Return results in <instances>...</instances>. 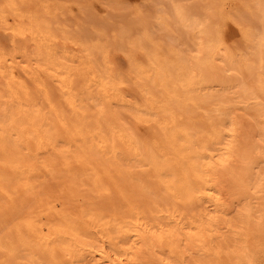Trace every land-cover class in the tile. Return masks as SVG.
Returning <instances> with one entry per match:
<instances>
[{"label": "bare ground", "instance_id": "obj_1", "mask_svg": "<svg viewBox=\"0 0 264 264\" xmlns=\"http://www.w3.org/2000/svg\"><path fill=\"white\" fill-rule=\"evenodd\" d=\"M3 1H5V0H3ZM8 1L10 2V0H8ZM8 1H7V4H9ZM14 1H17V0H14ZM27 1H29V0H27ZM33 1L30 2V3H33ZM38 1L40 2V0H38ZM41 1L43 2V0H41ZM75 1L79 2V0H75ZM81 1H83V0H80V3H81ZM149 1H151V0H149ZM166 1H168V0H166ZM166 1L164 0L163 3L166 4L168 9L165 10V11H163L161 9L162 13L163 12H167V14H168V10L170 9L169 6H168V3H169V5L171 4L172 10L171 9L170 10L173 13L169 12L170 15L168 17L169 19L172 20L171 23H174V24H172V28L171 29H174L177 32L176 36H178L181 33L180 37L184 36V38H180V39H183V40H181V41H183V44L181 46V43L179 42L178 44H180V46H181V47H179L178 44H177L178 41H176V39H178L179 36L175 39V42L171 43V38H173V37L175 38L176 36L172 37L171 34H173V33L170 34L171 37H169V39H170L169 44L170 43L172 45L175 44V47L177 45V47H179V48H178V51L176 50L175 55L172 53L174 56L172 57V59L170 61H168L169 63L164 60L167 64L163 63L164 61L163 62L159 61L157 58H155V56H153L152 52L155 51V50H152V52H150L152 54L151 60L154 63L153 67L151 65V67L153 69L152 70L153 74L151 73L152 74L151 76H153L152 79H154L157 82V84H159L161 86V89H163V93H165V95L162 97L158 93V91H156L158 93V95L160 96L159 98L161 99V97H162V99L158 100V96L155 95V96H157L156 97L157 100H155L154 99L155 97L151 98V97H153L151 95L150 97H148V98H151V99H149L150 100L149 103H150V106H152V108H158L156 110L157 113H159L158 110L163 113V114L161 113V117H165L166 118V115H169V119H167L168 121H164L163 120V121L157 122L156 120L159 119V117H160L159 114L160 113L159 114L156 113L157 114L156 117H158V118L155 117V121L159 124V126H160L159 128H161V131H159V132H162L161 133L162 134L161 137H162V140L164 141V143L156 144V142H154L152 140L153 142H151V143H155V144L152 147H150L151 145L148 146L149 144L146 145L145 143L140 142L141 140L140 141L137 140L138 137H137V139H136V137L134 138L133 137L134 133L132 132L133 133V135H132L131 132L129 131V129H127V128H129V126H127V128H126V126H124L123 123H121L119 121L118 117L115 116L114 112L111 111V109L114 108L111 104H110L111 107H113L111 109L110 108H105L106 106L103 107V106H101L99 104L101 100L99 101L97 96H96V94L98 92L101 93L102 97L104 98V100H106L105 103H107V102H108V104L109 103H113V102H114V104L115 103H119L120 105H122V109L123 108L125 109V107H123V106H127L128 103H129L128 105L131 104L130 102H128V103L126 102L127 98L124 95V92H122L121 91L122 89H119V87H118V82L119 81H117L116 80L117 78L114 76V74H112L109 71L110 69L108 71L103 69L104 72H102L103 70L100 68L101 66H98V68L101 69V72L97 73V71L94 72L92 70V68L91 69L89 68L87 70V73L86 72L85 73L88 75L87 77L90 80V83H92V85H93L94 89H92L91 91L93 92L95 90L96 92L97 91L98 92L96 94H92V92L90 90H89L90 91V93H89V92H86L88 90L85 89L86 93H83V94L80 93L81 96L79 95V92H77V91L74 92L73 89H75V88L71 87L70 83L72 81V78L70 77V74H71L72 70L68 69L67 73L65 72L66 69L64 70V74L67 75L66 77H62L61 75H59V73H57L58 75L54 73L56 76H60V77L59 78L58 77L54 78L55 77V75H54L51 78L59 79L61 81L66 78L65 80L67 81V82H65V85H64L65 86L64 87L65 88L64 89L65 93L62 91V93H64V96L62 95V97H64V101L63 102H65L66 109H68V114L64 112L65 114H67L66 115L67 117L66 118L64 117V119H66V120L63 121V123H62V125L64 126L63 127L64 128V132H65L64 135L62 134V136L63 137L65 136V138H66L67 145H65V147H67V149L64 148V149H66V152L65 151L64 152L67 155V156L65 155V158L66 157L68 158L67 162H69L70 166L67 165V166H69L68 171H67V175L65 173H63V171L61 172L64 175H66L67 179L65 178V176L63 174L60 173L61 176H64L63 178H65V180H63V182H61L60 179L62 177L61 178L58 177V179H55V182H59V183L61 182L62 184L58 183V185H56V183L54 181H52V180H54V178H56L55 176H56V174L58 172L54 171V173H56V174H54L52 172L53 171L52 170L53 165L46 164V163H48L46 161H45V163L42 164L41 163L42 160L41 161L38 160V161H40V163L39 162L38 163L40 165H43V168H44V170L46 172H48V173L52 172V173L49 174L50 176H51V174L52 175L54 174L55 176H53L54 178L51 177L52 179H50V177H47L48 175L45 176L46 178H48V180H50V182H49L48 180L45 179L50 185L47 184L46 182L42 183V182L45 181V180H43L44 177L42 179L43 180L42 182L36 181L34 179V176H33L35 174L34 173V168L35 167L33 166L34 163H31L32 162L31 159H30L31 155L29 157V154H30L29 153L28 157L26 155V158H25L24 154H26L28 152H27V150L24 152V150H22V149H19L20 151L21 150L23 151V153L21 151L19 157H17L19 159H16V157H15L16 161H12L11 162V165L13 167H12L10 173H8L6 176H4L0 172L1 173L0 174V197H2L1 199L3 200V205L6 206V208H8V210H6L7 212H5V213H7V216H5V215L4 216L8 217V215H9L11 218H13V221L16 220V216L19 217V219H17L18 221L14 222L15 225H14V223L12 225L10 222H7L8 225L13 227V228L9 229L10 226H9V228L7 226L8 232L11 233V235H13V237H11V235L10 236L8 235L9 233L7 232V230H4V231L7 232L8 234L5 235V233L3 232L4 235L3 234H2V236L0 235L1 236V238H0V251L5 254L4 255L5 256L4 259L1 260V262L3 261V264H15L14 261H17V263L23 262L22 264H24V263H26V264H146V262L144 263V261L142 260L143 259L142 258L143 257L142 254L140 255V253H142L141 252L142 248L146 249L145 246H147L149 248V250H151L152 248L150 249V245L154 247L155 240H157L158 242H162L163 238H165V237L173 236V238H174V235H176L177 233H178V235H180L179 232H181L182 235H183V238L181 237L182 238L181 242L183 240V244L185 246V251L184 250L183 251L186 253V251L189 248L191 249V247H192V248L195 249L196 254H197V257L195 256V258H193L192 257V253H190L192 258L190 260L187 258L189 260V261H187V264H229V263H233V264L235 263L236 264V263H240V262L241 263L246 262V264H251V263L255 262L254 259H256V258L253 257L254 254H252L251 251H250V248H249L250 245L248 243V241H249L248 239L253 237V235H256L254 233H256V231L258 230L259 225H263L264 224V166L263 167L260 166V164L262 162H264V158L262 157V154H259L258 152L255 151V148L252 146V141H251V139L249 137H246V136L242 135L241 124L238 121L232 120V118L228 114V112H229L228 108L227 109L226 108H220V107L216 108L215 106H218L216 104H213V106L215 105L214 109L211 108V110H205V111L203 110V114L206 115L205 123L208 122V126L206 127V128H208V130H206L204 128V130L207 131V132H204V130L200 129L201 131H203V133H205L203 135L201 133V131H199L203 136H201V134L199 135V132H198L199 129L197 127H195V128H197L198 130H196V129L194 130L193 129L194 127H192V128L186 127L189 124L186 125V126L183 125V126H185L183 128H177V127H174V126H177V124H176L177 121H176L175 122L176 125L175 124H174V126L172 125V121L174 120L173 119V116H174L173 114L174 113H177L178 111H180L179 113H180V115H182V114L186 113L185 111H187L188 109H190L192 107L191 106L190 108L188 107V109H186V108L180 107L181 105H183V104L184 105L185 104L188 105V103H191L192 105H194V107H192V110H193V108L195 110H197V111L193 110V112H191V114L188 113V111H187V113L184 115L187 118L188 116H186V115H190V117H191V115L195 114V112L202 113V111H198L201 108H199V109L197 108L196 109V107L204 106V104H203L204 102L203 101L207 99V98L205 99V97H204L205 95H201V93L203 94L204 92L197 93L195 95V91H196L195 87H197V88H199L201 90V87L195 86V85L196 84L198 85V83H202V81H201L202 79H206L205 78L206 75H204L206 70L203 71L204 72L203 74L202 73L201 74L198 73L197 70L195 71L194 68H193L194 61H197L198 64H200V66L202 64V67L205 66V69H208L209 71H211L213 74L216 75L214 77H216L217 79H220L222 81L223 80L222 78H224L223 74L224 73L226 74V71L228 70L227 66H232L231 65L232 64V60H231L232 57H230V55L228 54L226 49H224V47L221 44L222 42H217L216 45L215 44L208 45V42H207L208 37L207 36L210 35L209 34L210 30L208 28H210L209 27L210 23H212V20L210 22V19L213 18V20H215V18H216V20H217L216 13H213L212 11H210L213 14H211V13L208 14V11H207L206 12L207 14L205 15L207 17V20H206L207 22H204L203 20L200 19V15L198 16L199 19H198V17L196 18L194 16L193 17L192 16L188 17L187 13L185 11V6L183 7V5H182V7L184 8V11H185L184 12L183 9L180 8L181 5H180V7L177 6L178 3L172 2L171 0H169L168 3ZM252 1H254V0H252ZM67 2H72V0L71 1L67 0ZM115 2H117V1H115ZM152 2H153V0H152ZM247 2H248V5L251 4V6H252L253 2L250 1L251 2L250 3L249 0H247ZM257 2L258 1H256L253 4V8H254V10L256 9V11H258V13L260 14L258 18H260L261 21L258 22V23L261 26L262 25L261 22L264 23V4H263V0H261V2H260V0H259L258 3ZM5 3H6V1H5ZM64 3L66 4V2H64ZM80 3L79 4L77 3L78 4V8L80 6ZM120 3L119 4L116 3L115 5H112L113 3H109V7H111L110 4L112 5L113 9H114V6H116V8H117L118 5H120L122 7H124L123 5H125V6L127 5V4H123L122 5ZM159 3H161V2H159ZM159 3H157V5L155 4L156 8H158V4ZM43 4H45V3H43ZM67 4H69V3H67ZM73 4H74V1H73ZM102 4H107V3L103 2ZM135 4L136 3H134V5ZM12 5H13V3H12ZM57 5L62 6V3L61 4H56V6ZM248 5L245 4V5H243L244 7H242V8L244 10L247 9L248 11H250L249 10L250 7ZM16 6H18L17 2H16ZM26 6H28V5H26ZM46 6H48V4H46ZM51 6H53V5H51ZM74 6H75V4H74ZM44 7H45V5H44ZM44 7H43V9H44ZM131 7H133V6H131ZM148 7H150V9H151L152 7H155V6H150L149 5ZM148 7H147V11H148ZM167 7L164 8L163 4H162V6L159 7V8L166 9ZM210 7H211V5H210ZM9 8H11V7H9ZM54 8L56 9L58 7H54ZM112 8H110V9H112ZM140 8L141 7H139V9ZM215 8L217 9V6ZM215 8H214V10L216 11ZM253 8H250L251 9L250 12H252ZM5 9H6V11H8V9L6 7H5ZM13 9L15 11V7ZM58 9H59V12H60V9L62 10V8H58ZM86 9H87V7H86ZM89 9L90 8H88L87 10H89ZM122 9H123V11L124 10L126 11L127 9L129 10V7L127 9H126V7L121 8V10ZM2 10H1V12H2ZM81 10H83V14L86 12V11L84 12V8H81L80 11ZM92 10H94V9L92 8ZM92 10H89V12L92 11ZM107 10H106V12H107ZM142 10L140 9V11H142ZM3 11L6 13L5 10H3ZM12 11H9L7 13L8 14L9 13H11V14L14 13ZM52 11L54 12V9ZM52 11H51V13H52ZM65 11H66V9H65ZM65 11L62 10L61 12L65 13ZM125 11H124V14H126L128 16L127 13H129V11L128 12L127 11L125 12ZM219 11L220 12H218V13L220 14V16L223 17V19H226V18L228 19L229 18V16H225L224 14H222V13H224L223 12L224 8H219ZM89 12H86V14H87V16H90L89 17L90 19H92L91 22L88 21V18L86 16V14L85 15H80V13L78 12V9H77V15L82 16L81 22L85 23V25L86 24H90L89 25V29H88V27H87V29L91 30V29H93L92 28V23L93 24H97V22H99V21H97L98 18L94 17L95 13L93 14L94 15L93 16V15H91L93 12H90V13ZM117 12H118V14L120 12L119 15H123V13L121 14L120 10H117ZM131 12H132V10H131ZM149 12L152 13L151 11H149ZM18 13L19 12L16 11V16L19 15ZM44 13L45 12H43V15L46 16V17H44L41 14L40 16L41 17L43 16V17L42 18L38 17V19L40 18L39 20H44L45 21V18L47 19V17H48L50 12L48 14H46V15ZM54 13H52V14L54 15ZM56 13H55V15H57ZM74 13H76V12H74ZM112 13H113V16L116 15L115 18H117V20H119V18L117 17V13L115 15H114V11H112ZM159 13H161V11H159ZM2 14H3V12H2ZM11 14H10V16H11ZM63 14L60 13L59 17L63 16ZM195 14H193V15H195ZM254 14H255V12H254ZM254 14L252 15V17L257 16V14L256 15H254ZM68 15L70 16L71 14H68ZM111 15L112 14H110V16H108V14H106L107 17H111ZM156 15H154V16L157 17ZM207 15H211L210 19H209V16H207ZM249 15H251V14L249 13ZM16 16H11V17H13V18L15 17L16 18ZM29 16H31V17H29ZM29 16L27 17V16L23 15V17H25L26 20H28V22L31 21L30 23H32V26L29 23L30 27H33L31 29V31H32L31 37L32 36L33 37H40V35H41L40 32H42V33L44 32V34L47 33L48 35L51 34L52 37H55V38L58 37V35L57 36H53V34H55V31H54V29L52 31V29H51L52 27L50 28V30L52 31V33L54 32L53 34L51 33V31L49 32V30H48V32L50 34L47 31H44V29H45L44 28V23H43V27L41 26V28L43 30H40V28H39L40 26L39 25L42 24V22L39 21V20L36 21V17L35 16L33 17L31 14ZM36 16H38V15H36ZM92 16L94 17V20H93ZM103 16H102V19L105 20L104 17H106V16H104V17ZM129 16H132V15H129ZM139 16L137 17L138 18V20H137V18L135 17V14H134V17L136 18L137 21H139ZM19 17L21 18V16H19ZM57 17H55V18H57ZM76 17L77 16H75V18ZM83 17L85 18L84 19L85 22L83 20ZM143 17L140 16V19H142ZM55 18L53 17V20ZM64 18H66V17L64 16ZM71 18H74V17L71 16ZM86 18H87V20H86ZM122 18H123L122 20H121V18L119 20V21H122L121 23H119V24H121L120 26L124 25V23H123L124 16H122ZM152 18H154V17H152ZM246 18L248 20V15L246 16ZM5 19H7V18L5 17ZM51 19H52V17H51ZM77 19L78 18H76V21H77ZM79 19H80V17H79ZM95 19H96V23H94ZM102 19H100V20H102ZM111 19H112V21H116V19H114V18H111ZM128 19H127V22H129ZM203 19L205 20V17H203ZM237 19H235L236 22H239L240 19H238V20ZM17 20H18V18H17ZM17 20H16V23L18 24ZM64 20L62 22H64V24H65L66 21H64ZM68 20L69 19H67V21ZM133 20H134V22H136V20L134 18L130 19V21H132V23L129 22V25L127 26V29H128L129 26L131 25L130 26L131 28H129L130 29L129 31L134 29V28H132L133 26H138V27H135V29L140 28L142 30H143L144 27L145 28L147 27L145 25L147 24L148 20H147V22L145 20L146 23H144L143 20L141 21V23L143 22V25L145 24L143 26V28L140 26L141 24L137 25L136 24L137 22L135 23L136 25H134L133 24L134 23ZM156 20H158V19H156ZM159 20H160V18H159ZM162 20H164V19L162 18ZM162 20L160 22H162ZM242 20H243V18L241 19V21ZM244 20H245V16H244ZM247 20H245V22ZM7 21H8V19H7ZM19 21H20V19H19ZM57 21H59V19ZM86 21H88L90 23H88ZM241 21H240L241 25L242 24H246L248 22L247 24H249V25H247V26L250 28V24L251 23H249V21H247L246 23L244 21H242V22ZM13 22H14V20H13ZM39 22H41V23L39 24ZM45 22H47V20ZM50 22L51 21H50V18H49L48 23H50ZM55 22H56V20H55ZM55 22L53 21L52 23H55ZM72 22H73V20H72ZM108 22H110V21H108ZM153 22L155 23V21H153ZM164 22L167 23L168 21H164ZM21 23H23V22L21 21ZM48 23H45V26L48 27V29H49V27H50V25L52 23L50 25H48ZM58 23L56 25L54 24V26H56V29H59V27H60V26L58 27V25H60V23L59 24ZM99 23H102V22H99ZM166 23H165V26L168 27L169 25L167 26ZM169 23H170V20H169L168 24ZM23 24H21V25L19 24L20 27L23 25L21 28H24L27 25L25 23H23ZM29 24H28L27 28L29 27ZM103 24L105 26L104 22L102 23V26H103ZM108 24H110V23H108ZM119 24L114 23V25H119ZM150 24L151 23H149V25ZM70 25H71V23H70ZM70 25H66V27L64 29L71 28ZM73 25H74V27H72V29H76L75 27L77 26V24L76 25L73 24ZM85 25L83 24L84 27L82 26L84 29L82 27L80 28V26L78 28V29H80V32L82 34V35H80V33L77 32V34L80 35L79 39L81 38V36L83 37L85 34H87L89 32V31L88 32L86 31ZM111 25L113 26V24H111ZM111 25H108L105 28L103 26V28L101 27L102 29L99 26L98 27L95 26V27H97L98 32L101 31L102 34L105 36L107 34L106 30L109 27H112ZM162 25H164V24H162ZM173 25H174V28H173ZM212 25L213 24H211V28L214 27ZM0 26L6 27V23H4V25L3 24L1 25V23H0ZM10 26H11V24H10ZM51 26H53V25H51ZM54 26H53V28H54ZM67 26H69V27L67 28ZM125 26L126 25H124L122 29H124ZM159 26L162 27L161 25H159ZM159 26H158V28L155 27V26H151V27H153L152 28L153 31H151L150 29L149 30L152 32V34H151V32L147 31L148 30V28H147L146 32H147L148 36H152V38L154 39V37L156 35L155 34L154 37H153V34L155 33L154 31H158L159 32L160 30H162V32H163V33H160V34H163L161 37L166 36V35L168 36L169 33L166 32V30H163V29L159 30V28H160ZM7 27H9V25ZM17 27L20 28L19 26H17ZM30 27H29V29H30ZM95 27H94V29H95ZM248 27L243 29L245 34L249 33L248 32V29H249ZM251 27L252 28L254 27L253 23H252ZM263 27H264V24H263ZM27 28L25 29L26 31H27ZM145 28H144V30H145ZM5 29H9L10 30V27L9 28H5ZM16 29H14V30L16 31ZM62 29H63V27H62ZM64 29L62 31H64ZM113 29H115V28H113ZM135 29H134V31H136ZM59 30L57 31V33L59 32ZM254 30H255V32L256 31L257 32L254 33L253 32ZM254 30L253 31L251 30L250 32H252L251 34H254L256 37L258 36L255 41H257V40L261 41V39L259 38L260 37L259 34H257L259 28L257 30L256 29H254ZM10 31L13 32L12 30H10ZM26 31H24V32L27 33ZM120 31H121V35L123 36L124 34H122V32L124 33L125 31H122V30H120ZM134 31H133V33H134ZM164 31L166 32V35H165ZM3 32H5L4 29H3ZM16 32H18V31H16ZM105 32H106V34H105ZM114 32H115V30H114ZM131 32H129V33H131ZM136 32H135V35L137 36V34L139 32H137V34H136ZM259 32L261 33V31H259ZM262 32H263V35H264V31H262ZM6 33H7V30H6ZM129 33H126L127 34V38H128V34ZM27 34H25V35H27ZM29 34H31V33H29ZM38 34H40V35L38 36ZM62 34H64V32ZM116 34L118 36H121V35H119V29L117 30ZM139 34L141 35L142 33H139ZM175 34L176 33H174V35ZM75 35H76V32H75ZM87 35L90 36L91 34H87ZM87 35H85V38L87 37ZM93 35H95L94 36L95 38H98V34L97 33L96 34H92V36ZM64 36H66V35H64ZM69 36H70V34H69ZM92 36H90V37L93 38ZM148 36L145 37V34L143 35V37H145V38H148ZM123 37H120V38H123ZM64 38H67V37H64ZM91 38H90V40L91 41L93 40V42H94L95 39H91ZM106 38H107V40L104 39V41H108V36H106ZM139 38L141 39L140 36H139ZM139 38L137 37V40L139 42L135 39L136 42H138L137 43L138 45L140 43L142 45H144V44L146 45V43L151 44L148 41L149 38L148 39H144V40L148 41L146 43L144 41L142 43V39L140 41ZM254 38H252V41L250 42V44H252ZM263 38H264V36H263ZM58 39H59V37H58ZM79 39H78V41H79ZM101 39H103V38H101ZM109 39L111 40V38H109ZM130 39H131V37H130ZM38 40H39V38H38ZM50 40H52V38H50ZM63 40H61L62 43H64ZM72 40L71 41L69 40V41L72 42ZM90 40H89V37H88L87 41L90 42ZM127 40H129V39H127ZM162 40H164V39L161 38V41ZM165 40L168 41V38L165 39ZM172 40L174 41V39H172ZM246 40L248 41L247 38H246ZM249 40H251V39H249ZM34 41L32 43H35ZM80 41H82V43L86 42V41L84 42V38H83V40L81 39ZM113 41H111V42H113ZM247 41L245 43L249 44V41L248 42ZM55 42H59V40L58 41L55 40ZM114 42H113V45L116 43V42L115 43ZM151 42H152V40H151ZM32 43H29V45L32 44ZM79 43L77 44L76 47H78V45L81 46V44H79ZM99 43L100 42H98V44ZM259 43L263 44L264 41L263 42L261 41ZM26 44H27V42H26ZM93 44H90V45H93ZM106 44H108V43H106ZM119 44L120 43L118 42L117 43V47H118ZM127 44H129V43L127 42ZM127 44H125V46ZM161 44L163 46V42H161ZM71 45H73V44H71ZM145 45H144L143 48L146 47ZM238 45L240 47H242L240 44H238ZM45 46H46V44H45ZM50 46H53V45H49L48 47L50 48ZM110 46H111V43H110ZM110 46H107V47L109 48ZM129 46L131 47V45H129ZM133 46H136V43ZM162 46L160 48H162ZM236 46L237 45H234V47H236ZM245 46H247V45H245ZM22 47H25L27 49L26 45H24ZM35 47L36 48H35L34 51H36L38 48H40V47H37V46H35ZM73 47H74V45H73ZM96 47H98V49H96L98 51L100 49V47L97 46V45H96ZM141 47L142 46H140V48ZM231 47L229 46L230 49L233 48V47L232 48ZM91 48H94V46H92ZM110 48H112V47H110ZM118 48L116 49V52L121 50V49H125L126 47H122L121 48V46H120L121 49H119V50H118ZM133 48H135V47H133ZM143 48H142V50H143ZM152 48H154V46ZM253 48H255L254 45H253ZM51 49H53V48H51ZM57 49L54 48V51L57 50ZM79 49L82 50L83 47H82V49H81V47ZM138 49L139 48L137 47L136 51ZM148 49L149 48L147 47V50ZM156 49H159V48H156ZM162 49H160V50H162ZM248 49H251V47L248 48ZM42 50L45 51V47ZM89 50H88V52H89ZM94 50H95V48H94ZM101 50L103 51V49H101ZM127 50H128V48L125 49V52ZM144 50L147 51L146 49H144ZM8 51L11 52V50H8ZM27 51L28 50H26V52ZM29 51H31V50H29ZM29 51H28V53H29ZM34 51H33V53H35ZM46 51L48 52V50H46ZM83 51H84V49H83ZM104 51H106V48L104 49ZM139 51H140V49H139ZM149 51H150V49L148 50V52ZM252 51L253 52L250 53V54L247 53L248 56L245 54L247 56V59L251 58L252 54H254L255 57H256V53H254L253 49H252ZM10 52H8V53H10ZM26 52H25V54L27 56L28 53H26ZM36 52H38V51H36ZM67 52L64 55L68 56V53L70 51L68 53ZM93 52H91V55H92ZM122 52H124V51H122ZM133 52L134 51L132 50V53ZM229 52L232 53L233 50H232V52L231 51H229ZM8 53L5 54V55H8ZM33 53H32V55L30 57H32L34 55ZM49 53H51V52H49ZM54 53L56 54V52H54ZM85 53H87V52H85ZM165 53H166V51H165ZM30 54H28V56ZM61 54L63 56V51H61ZM73 54L76 55V53L74 52V53L69 55V58H65V56H63L64 58L62 57V59H67V61L72 62V58L70 59V56L71 55L73 56ZM88 54H90V53H88ZM141 54H142V52H141ZM157 54H158V52H157ZM160 54H162V53L160 52ZM167 54H169V53L167 52ZM236 54H237V52H236ZM23 55H24V52H23ZM23 55H21L19 57L22 58ZM35 55H36V53H35ZM85 55H87V54H85ZM101 55H102V53H101ZM108 55H110V54H108ZM119 55H120V51H119ZM127 55H128V51H127ZM26 56H24V60H25V58H27ZM38 56H40V53L38 54ZM56 56H57V54H56ZM82 56H83V54H82ZM165 56H168V55H165ZM235 56H233V57H235ZM258 56L259 55L257 54L256 58L258 59V61L257 60L256 61H257V63H259L258 64L259 67H257L258 70H259V68L261 66L260 64H261V61H262L261 59L262 58L259 60ZM30 57L27 58L28 61H29V59H32ZM52 57H53V55H52ZM90 57H92V56H90ZM93 57H96V56H93ZM99 57L102 59L101 56H99ZM103 57H105V56H103ZM106 57L108 58V56H106ZM125 57H127V56H125ZM140 57H142V56L140 55ZM17 58H16V60L20 59V58H18V59ZM42 58H43V56H42ZM60 58H61V55H60ZM97 58H98V55H97ZM97 58H93V60L96 59L98 61L99 58L98 59ZM105 58H103V59H105ZM111 58H112V56H111ZM149 58L150 57H148V59ZM162 58H164V57H162ZM3 59H4V57H3ZM75 59H77L76 56H75ZM75 59H73V60H75ZM120 59H122L120 61L124 62L123 58H120ZM243 59L246 61L245 57ZM243 59H242V61H243ZM90 60L91 59L89 58V62H91ZM132 60L134 61L133 58H132ZM167 60H169V59L167 58ZM227 60H229L231 62H228ZM28 61H25V64H26V62L28 63ZM30 61H32V60H30ZM52 61H53L52 63H54V60H52ZM56 61H58L60 64H61V62L63 63V61H60L58 59ZM87 61H88V59L86 60V62ZM100 61H103V60H100ZM149 61L150 60H148V62ZM86 62H84V64ZM89 62H87V63H89ZM117 62H119V61H117ZM6 63L8 64L7 61H6ZM52 63H50V64H52ZM65 63H66V65L68 64L66 61H65ZM95 63H96V61H95ZM110 63H112V62L110 61ZM234 63H235V60H234ZM236 63H238V62H236ZM17 64L19 66L21 65L22 67L25 65V64L23 65V62L22 63L20 62V63H17ZM36 64H38V63H36ZM43 64H45V66H47L46 64H48V62L47 63L44 62ZM54 64H53V66L56 67L57 63H56V65H54ZM76 64L77 63H75V65ZM81 64H83L82 61H81ZM247 64H249V62H247ZM247 64L245 63L244 65L248 66ZM32 65H35V64L33 63ZM32 65H30V66H32ZM41 65L42 64H39V66H40L39 68H41ZM61 65L63 66V64H61ZM68 65H70V64H68ZM72 65H71V67H73ZM77 65H79V64H77ZM90 65L91 64L89 63V66ZM106 65H108V64H106ZM127 65H129V64H127ZM45 66L43 65L42 68H44ZM57 66H59V65H57ZM140 66H137V67L135 66L137 68L138 72H140L139 70H141ZM194 66H197V65H194ZM200 66L198 65L199 68H200ZM235 66H237L238 70L242 71L241 70L242 67L240 65H234L233 66L234 69H235ZM22 67H20V68H22ZM49 67L51 69L52 66H49ZM113 67H115V68L119 67L120 68V65L117 66V67L115 65H113ZM135 67H134V69H135ZM60 68H64V66L60 67ZM74 68H75V66L73 67V70H74ZM102 68H105V66L102 67ZM111 68H112V66H111ZM247 68H249V67H247ZM263 68H264V66L261 67V70ZM9 69H8V71H9ZM28 69H30V68H28ZM59 69H58V71H60ZM142 69H143V67H142ZM201 69L202 68H200V71H201ZM243 69L244 70L242 72H244L243 74H245V75H246V72H248V71L252 72L250 70V68L248 69V71L245 70L246 67L243 68ZM252 69L255 71V68H252ZM45 70H46V68H45ZM125 70H127V69H125ZM128 70L130 71L131 69H128ZM50 71L51 70H49V73H50ZM55 71H57V70H55ZM3 72L4 71H2V73ZM51 73H53V71ZM60 73H61V71H60ZM125 73H126V71H125ZM23 74H25V72ZM117 74H119V73L117 72ZM145 74H146V72H145ZM205 74H207V72ZM208 74H209V72H208ZM21 75H19V76H21ZM139 75H141V74H139ZM142 75L143 76H147L148 74L147 75L142 74ZM202 75H204V78H202ZM1 76H0V78L2 80L3 75L1 74ZM4 76L6 77V75H4ZM7 76H9V75H7ZM77 77H75V78H77ZM81 77H82V75H81ZM81 77H79V78H81ZM87 77H86V79H87ZM120 77L121 76H119L118 79ZM214 77L212 78L213 81H214ZM137 78H139V77H137ZM208 78H209V80H212V79H210V76ZM226 78L227 77H225V80H223V81H226ZM24 79H27V78H24ZM121 79H122V77H121ZM123 79H125V78H123ZM29 80H30V77H29ZM129 80L131 82L133 81L132 78H130ZM148 80H149V78H148ZM3 81L6 82L7 80L5 81V79L3 78L2 83H1V86H3V89H4L3 93H2L1 88H0V91L2 93V94L0 93V129H2L1 127L4 126V125L2 126V124H5V127H6L7 126L6 122L11 120L12 123L9 121V124H13V126H17V128H20L22 130L23 129H25V130L28 129L31 132L30 134H32L33 137H31V135H29V136L31 138H33V142L35 143V145H32L33 147L37 146L38 150H44V151L46 149L49 151V150H51V148L55 152L58 151L56 153L58 155H60V156L58 158V155L56 153H54V154L57 155V157L53 158L55 160H58V159H60V157L64 156L65 153L60 154V153H62L61 149H63L62 143H58V145L59 144L62 145V148L59 146V148H61L60 149L61 151L59 153V150H57L58 146L56 147V144L52 141L53 138L55 139V137L51 138V136H50L52 134V133H50V130L52 128L51 129L49 128L50 124L47 125V122H48L47 121V117H46L47 114L45 115V113L47 111L46 107H48V106H45V103H43L44 99L46 97L44 99H43V97L42 98L40 97L42 99V101H43L42 102V101H40L41 99L38 98L39 96L36 95L37 99L39 100L37 102L40 103V105H43V107L42 106L41 107L46 110L45 113L44 112L42 113L41 110L37 109V107H38L37 105H39V104H36L35 105L36 108H33L34 106L31 105V106H33V107H31V106H29L30 104H28V103H26V104H28V106H29L28 109L30 110V113L29 112L25 113V111L23 109H21L22 111H21V113H19L20 112L19 111L20 107L16 108L17 105H16V107H13L14 104L20 105L19 103H15L17 101H14V102L12 101V99H14L13 97L15 96L14 95L15 93H14V91H11V92L8 91V89L10 87L8 85H6L8 87V89H6V90H7L9 95L5 96L6 94L4 95V92H5V88L4 87H6V86H5V83L3 85ZM149 81H151V79ZM221 81H219L220 84L223 82V81L222 82ZM19 82H20V80H19ZM26 82H28V81H26ZM43 82L41 81L39 84L43 85ZM137 82L141 83V81H137ZM73 83H74V81H73ZM132 83H134V82H132ZM211 83L209 82L208 84L210 85ZM215 83L217 84V82H215ZM6 84H8V83H6ZM48 84H49V82H48ZM48 84H46V85H48ZM213 84H211V85H213ZM12 85L15 86L14 83ZM19 85L20 84L18 83V86ZM35 85L33 83L34 89L37 86H38V88L42 87V90L39 89L38 91H43V93L41 92V94L46 93L43 90V86L44 85L43 86H39L37 83ZM56 85L59 86V85H62V83H59V84H56ZM56 85H52V86H56ZM87 85H88V83H87ZM92 85H88V87L89 86L92 87ZM138 85H137V87H138ZM145 85H147V84H145ZM209 85L206 84V86H208V87H209ZM211 85H210V88H211ZM14 86H13L12 89L15 88ZM52 86H50V88ZM73 86H75V84ZM142 86H140V88ZM123 87H125V86H123ZM137 87H135V89H137ZM191 87H194L193 90H192ZM144 88H146V87H144ZM188 88L189 89L191 88V90L194 91V93H192L190 91L191 93L189 94V89ZM23 89H25V88L23 87ZM46 89H47V87H46ZM60 89L63 90V87L60 88ZM262 89H260V91H262ZM47 90H49V89H47ZM51 90H52V88H51ZM146 90L147 89H145V91ZM177 90H179V91H177ZM206 90H205V93L206 94L208 93L207 96H209V97L212 96L210 98L212 99V101L214 103L216 101V98H217L216 95L214 93L211 95L210 94L211 92H208L209 90L208 91H206ZM17 91H18V89H17ZM31 91H33V90H31ZM83 91H84V89H83ZM126 91H127V89H126ZM152 91L154 93L155 90H152ZM12 92L14 94H12ZM148 92H149V90H148ZM159 92H160V90H159ZM262 92L264 93V91H262ZM20 93L26 94L25 92H21V91L19 92V94ZM28 93L29 92L27 91V94ZM50 93H49V95L48 94L47 95L50 96V97L54 96L53 94H51L52 95L51 96ZM54 93H55V90H54ZM99 93H98V95H99ZM134 93H132V95ZM149 94H151V92ZM94 95H95V97H94ZM141 96H143V95H141ZM20 97H21V95H20ZM25 97H27V96H25ZM57 97H58L59 100H61L59 98V96H57ZM145 97H147V96H145ZM214 97H216V98H214ZM29 98H30V96H29ZM210 98L207 99V100L209 101ZM22 99H24V98H22ZM47 99L51 100V98H46L45 101ZM53 99L54 100H51V101H55L56 100L54 97H53ZM142 100L143 99H141V101ZM207 100L205 102L206 105H207V102H208ZM20 101H21V98H20ZM26 101H28V100H26ZM98 101H99V103H98ZM128 101H130V100H128ZM186 101H188V103H185ZM11 102H13V103L11 104ZM28 102H30V101H28ZM33 102H35V101H33ZM170 102H172V103H170ZM175 102L177 103V105H175L176 104ZM219 102H221V101H219ZM211 103L212 102L210 101V104ZM60 104H61V102H60ZM119 104H117L115 106H118ZM169 104H171V105L173 104L172 105L173 109L175 108L173 106H177L176 108H178V110L175 108L173 110L174 112H172L170 110L171 106H169ZM222 104H224V103H222ZM259 104H260V102H259ZM46 105H48V103ZM52 105L56 106L55 103H53ZM52 105H50V103H49V107H52ZM110 105H108V107ZM28 106H26V108ZM179 107L182 109V111L185 109V111H183L182 114H181L182 111L180 110ZM221 107H223V106H221ZM262 107L263 106H261L260 109L264 110ZM9 108H10V110H11V108H13V110L14 109L15 110L18 109L17 111L14 110L15 113H13V114L17 115L18 117L21 116L20 118L24 119L23 122H20L22 119H20V121H19V118L14 116L11 113L12 110L9 111ZM63 108L65 110L64 106H63ZM141 108H144V107H141ZM141 108H140V110L142 111ZM56 109H58V108L56 107ZM50 110H48V111H50ZM125 110H124V112H126V115H127V112H129L132 109L128 108L127 111H125ZM144 110H145V108H144ZM53 111H54V108H53ZM114 111L116 113H118L117 112L118 109H117V111L116 110H114ZM119 111H120L119 113H121V114H119V116H121L124 112H121V110H119ZM132 111H134L133 115L135 114V115H137L139 117L142 116V118H144V117H146V118L147 117H149V118L152 117L151 116L152 114H150V113L153 112V110H151V111L148 110L149 114H143V113L138 112L139 113V115H138V114H136V112L138 110H134L133 109ZM148 111H147V113H148ZM58 112L56 111L54 113H58ZM49 115H50V118L49 117L48 118L51 119V117H53V116H51V113H49ZM153 115L155 116V114H153ZM162 115H164V116H162ZM205 115H203V116H205ZM59 116L61 117V119L58 118V117L57 118L61 121L63 118H62L61 114ZM203 116H201V117H203ZM13 117H16V118H13ZM122 117H127V116L122 115ZM185 117H182L183 119L182 118L181 119L184 121ZM191 118H193V117H191ZM153 119H151V120H153ZM134 120L135 119L133 118L132 121H134ZM176 120H178V119H176ZM127 121H129V120H127ZM135 122H136V120H135ZM141 122H143V121H141ZM186 122H187V120H186ZM186 122H185V124H187ZM190 122H191V120H190ZM153 123L154 122H152L151 124H153ZM157 123H155V124H157ZM192 123H194V121H192ZM151 124H148V125L152 126ZM202 124H203V122H202ZM130 125H133V124H130ZM141 126H143V125H141ZM5 127H3V128H5ZM50 127H51V125H50ZM154 128H156V127H154ZM199 128H201V127L199 126ZM5 130H7V129H5ZM8 130H10V129H8ZM25 130H23V131H25ZM146 130H148V129H146ZM56 131H57V129L54 131L57 134ZM3 132H5V131H3ZM17 132H19V131L17 130ZM134 132H136V131H134ZM137 132H136V134H137ZM147 132L148 133L150 132L152 134L151 131H147ZM159 132H158V134H159L158 137H160V133ZM142 133H143V131L140 134H142ZM196 133H198V135L203 137V138L198 137V135ZM3 134L4 133H2L1 130H0V136H2V139H4L3 138L4 137ZM12 134H10L9 137H7L8 140L7 139L6 140L0 139V140H2L1 143H0V146H1V144H3L2 142H5L4 143V145H5L6 141H7V144H8L9 140L14 141L13 145L16 144V146H17L18 142H16L15 140H17V139L19 140V138L22 137V136L19 137L17 135L18 138L14 139V137L16 136L15 133H14L15 136L13 137V139H14L13 140L12 139ZM143 134L145 135V131H144ZM155 134H154V136H156ZM21 135H22V133H21ZM144 135H143V137H144ZM29 136H26V137H29ZM140 136H142V135H140ZM158 137H157V139H158ZM154 138L156 140V137H154ZM141 139L147 140V139H144V138H141ZM159 141L161 142V140H159ZM20 142H21V140H19L18 146L21 147V145H20L21 143ZM64 142H65V140H64ZM143 142H147V141H143ZM141 143H142V145H141ZM8 145H6V147ZM11 145H12V142H11ZM8 147H9L10 150L13 149L10 145ZM33 147H32V150H33ZM55 147L57 149H54ZM25 149H26V147H25ZM27 149H28V147H27ZM10 150H9V152H10ZM16 150H18V149L16 148ZM16 150L14 148L13 152H15ZM48 151H47V153H48ZM9 152H7V153H9ZM32 152L35 153L34 150ZM2 153H1V155L4 156V154H2ZM15 153H17V152H15ZM5 154H6V152H5ZM13 154L14 153H11L10 155L7 154V155L10 157V159H12L14 157ZM37 154H39V153H37ZM43 154H44V158H45L46 154L45 153H43ZM15 155H18V154H15ZM40 155H41V153H40ZM11 156H13V157L11 158ZM51 156L52 155H49V157H51ZM128 157H130V158H132V157L134 158L135 157V159L139 158V160L143 162L141 164L145 165V167L147 165V167H148L147 169L149 170L150 175L152 177H154L153 180L157 181L158 186H159L158 188H160V191L161 190L163 191V192L161 191L162 193L154 194L153 192H155V191L152 192V189L150 190L152 192L151 193V192L145 191L146 189L144 187L140 186L141 185V184H139L140 181L134 179L133 173L130 170V169H133L132 167H134V163L130 164L129 161H131V159L128 158ZM28 158H29V160L31 162L28 161ZM32 158H33V156H32ZM44 158H42V159H44ZM46 158L48 159V156ZM133 158H132V161H135V160H133ZM3 159H6V158H3ZM37 159H38V157H37ZM49 159H50V163H51V158H49ZM62 159H64V158L62 157ZM62 159H61V161L67 160V159H65V160H62ZM12 160H14V159H12ZM34 160H35V157H34ZM55 160L54 161L52 160V161L55 162ZM1 161L2 160L0 159V163H1ZM7 161H9V160H7ZM7 161L5 162V160H4V162L6 164L8 163ZM4 162H2V163H4ZM128 163L130 165H132V167H130V169L128 167L129 166ZM135 163H136L135 166H137V167L140 165V164L137 165V162H135ZM51 164H53V163H51ZM55 164H59V163H56V162L54 163V166H57ZM60 165L61 164H59V166ZM139 167L144 168L143 166H139ZM54 169H57V168H54ZM143 172H145V171H143ZM40 177H42V175H40ZM225 178H226V180H225ZM141 179L143 180V178H141ZM135 180L137 181V183L135 182ZM40 181H41V179H40ZM51 181L53 182V184H51ZM64 181H66V182L64 183ZM138 181H139V183H138ZM143 182H141V183L144 184ZM145 182H147V181H145ZM149 186H150V184H149ZM224 187L225 188L227 187V189H230L231 193H233L232 192V190H233L235 192V194H234L235 199L238 200V201L240 200L242 204L240 205L239 211L237 210L238 213L236 212L237 214H235L236 217L234 219L230 218V219H233V221H231V223H228L227 224L228 226L223 223L224 221H222V223L225 226H227V228L229 229L228 230L227 228H225L226 230H224V231L228 230V233H227V235L225 233L226 236L224 235L222 237L221 235L223 233L221 235H219L218 232H219L220 229H218V227H216L217 225H219V224L216 225V222H219V219L217 221V219L215 218L214 214L211 213V212L209 213V210H207V207H205L204 205L206 204L205 202H208L210 207L211 206L214 207L213 208V209H215L214 213H216L215 212L216 210L219 213L222 210L224 211V209L226 208V206H225L226 204L224 205V203L227 201V196H226V193H225L226 189H224ZM147 190H148V188H147ZM138 194H139V197L137 196ZM247 194L252 195L255 202H252V201L248 200L246 198ZM225 198H226V200H224ZM185 206H189V207L192 206L196 210L190 209V212H191V210H193V212L189 213V211L186 210ZM227 207H229V206H227ZM228 209H230V208H228ZM226 210L227 209H225V211ZM195 211H197V212H195ZM210 211L213 212V210H210ZM229 211L230 210H228V213H230ZM2 213L3 212L1 211V214ZM222 213L223 212H221L220 214H222ZM216 214H217V216H216L217 218H218V216L220 217V214H218V213H216ZM225 215H227V214L225 213ZM159 216H161L162 218H159ZM221 218L223 219L224 216H222ZM8 219H9V217H8ZM156 219L159 220V221H160V219H163V220H161V221H163V223L160 224L161 221L159 222ZM154 220L156 222H159V224L156 227V229L160 228L161 230L160 229L159 230L161 232L160 231L158 232V231H156L154 229L155 228L154 226L157 225V223L154 222ZM3 221H4V218H3ZM8 221H11V220H8ZM13 221H11V222H13ZM151 222L155 223V225L153 224L154 225L153 229L155 230V232L151 228L152 227V223ZM164 222H165V225L167 226V228L164 225ZM225 222H227L226 217H225ZM2 226L0 225V228ZM4 226L5 227L3 229H6V224H4ZM261 227H263V226H261ZM260 230H262V229H260ZM0 231H1V229H0ZM221 231H223V230H221ZM262 234H264V233H262ZM94 235H98L97 239L102 241L101 243H103V246L106 243L108 245V247L110 246L114 250H116V251L118 250V252L121 250L122 251L121 255H123V254L125 255V259H126L125 261H127V263L123 262L124 260L119 262V259H117L118 260L117 262L114 261L115 259L113 258V254L110 253V251H107L106 248H105L107 246L106 244H105L106 246H104V247L102 245L101 246H97L98 244H94L95 243L94 242L95 240H93V236ZM178 235H176V236H178ZM260 239H261L260 241H262V237L261 236H260ZM166 240H168V239H166ZM253 240H255V239H253ZM263 241H264V239H263ZM176 243H178V242H176ZM176 243H175V245H176ZM250 243H251V241H250ZM142 246H144V247H142ZM180 247L182 248V245H180ZM253 248H254V245H253ZM107 249H109V248H107ZM156 249H158V247ZM176 249L177 248H175V251H176ZM179 250L182 253L181 249H179ZM255 250H259V248L256 249V247H255ZM1 252H0V254H1ZM149 252H151V251H149ZM152 252H153V250H152ZM157 253L160 254V251L157 252ZM157 253H155L156 256H158ZM185 253H182V254L185 255ZM20 254H21V256H20ZM182 254H181V258L183 256ZM194 254H195V252H193V255ZM117 255H118V253H117ZM121 255H119V256H121ZM261 255L262 254H260V256ZM263 256H262V258H263ZM149 257H151V255ZM170 257H171V255H170ZM170 257H168V258H170ZM188 257H190V256H188ZM153 258H154V256H153ZM156 258H154V259H156ZM159 258H162V257H159ZM159 258H158V260H161ZM172 258L174 259L173 256H172ZM183 260L186 261V259L182 258V261ZM146 261H148V260H146ZM154 261H156V260H154ZM178 261H179V259H178ZM178 261H177V263L179 264L180 262H178ZM148 263L149 264L152 263V260H151V262H148ZM153 263L157 264L158 261L157 262H153ZM171 264H172V262H171ZM181 264H183V263H181ZM184 264H186V262Z\"/></svg>", "mask_w": 264, "mask_h": 264}, {"label": "rangeland", "instance_id": "obj_2", "mask_svg": "<svg viewBox=\"0 0 264 264\" xmlns=\"http://www.w3.org/2000/svg\"><path fill=\"white\" fill-rule=\"evenodd\" d=\"M1 2H0V9L2 10H5L6 11V9H5V7L8 9V11H6V13L2 10V12H3V14H2V12H1V10H0V13L2 14H0V23H1V25L3 24L4 25V23H6V27H4V26H0V76H1V74L3 75V78L5 79V81L6 82H4L3 81V85H4V83H5V86L6 85H8L10 88L8 89V87L6 86V87H4L5 88V92H4V95L5 96H7V95H9L8 94V92H7V90L6 89H8V91H14V93L12 92V94H14L15 96L13 97L14 99H12V101L14 102V101H17V102H15V103H19L20 105H18V104H14L13 105V107H16V105H17V107L16 108H18V107H20L19 108V113H21V109H23L24 111H25V113H30V110L28 109L29 108V106H31V105H33V106H31V107H33V108H36L35 107V105L36 104H39L40 105V103H38L37 101H39L38 99H37V97H36V95L37 96H39L38 98H42L43 97V99L46 97V98H51V100H54L53 99V97L56 99L55 101H51L50 99H47L46 101H45V99H44V102L42 101V99L40 100V101H42L43 103H45V106H48V107H46V110L45 109H43L42 107H43V105H37L38 107H37V109H39V110H41L42 111V113L44 112L45 113V111H46V113H45V115H46V117H47V125H51V127H50V125H49V128L51 129H53L54 131L57 129V134L52 130H50V133H52L50 136H51V138H53V137H55V139L53 138V142L56 144V147L58 148H54V149H57V150H59V153H60V151L62 152V153H60V154H63V153H65L66 152V149H67V147H65V145H67V143H66V138H65V136L63 137L62 136V134L64 135V126L62 125V123H63V121H65L66 119H64V117L66 118L67 116V114H68V109H66V106H65V102H63L64 101V97H62V95L64 96V85H65V82H67L65 79H63L62 81L61 80H59V79H53V78H51V77H53L55 74H57V73H59V75H61L62 77H66L67 75L66 74H64V70L66 69V73H67V70L68 69H70V70H72L71 71V74H70V77L72 78V81H71V87L72 88H75V89H73L74 90V92H79V95H80V93L81 94H83V93H86V92H89L90 93V91L92 90V89H94L93 88V85H92V83H90V80L88 79V75L86 74L87 73V70L90 68H92V70L94 71V72H96L97 71V73H99V72H101V69L103 70V69H105L106 71H108L109 69V71L112 73V74H114V76L117 78L116 80L117 81H119L118 82V87H119V89H122L121 91L122 92H124V95L126 96V98L128 99V100H130V101H128L127 99H126V102L128 103V102H130L131 104L130 105H128L127 104V106H123V107H125V109L123 108L122 109V105H120L119 103H115L114 104V102L113 103H109L108 104V102L107 103H105L106 102V100H104V98L102 97V94L101 93H99L98 91V93H99V95H98V93L94 90L93 92H92V94H96V96H97V98H98V100L100 101V103H99V101H98V103L101 105V106H103V107H105V108H113V109H111V111H113L114 112V114H115V116L116 117H118V119H119V121L121 122V123H123V125L124 126H126V128H127V126H129V128H127V129H129V131L131 132V134L133 135V133H134V135H133V137L135 138L136 137V139H137V137H138V139L137 140H141L140 142H142V143H145L146 145L147 144H149L148 146H150V147H152L155 143H151V142H156V144H162V143H164V141L162 140V132H159V131H161V128H159L160 126H159V124L157 123V122H160V121H168L167 119H169V115H166V118L165 117H161V111H159L158 110V112L160 113H157L156 112V110L158 109V108H152V106H150V100L149 99H151V98H154L155 100H157V96H158V100H161L162 99V97L165 95V93H163V89H161V86L159 85V84H157V82L154 80V79H152V77L153 76H151L152 74H153V72H152V67H153V65H154V63H153V61L151 60V56H152V54L150 53V52H152V50H155V51H153L152 53H153V56H155V58H157L159 61H161V62H163L164 60L166 61V62H168V61H170L171 59H172V57L175 55V53H176V50L178 51V48L179 47H181L182 46V44H183V41H181V40H183V39H180V38H184V36L182 37H180V34L178 35V36H176L177 35V32L174 30V29H171L172 28V24H174V23H171L172 22V20L171 19H169L168 17H169V12L171 13L172 11V6H171V4L169 5V3H168V1H166L167 3H168V6H169V8L171 9H169L168 10V14H167V12H163L162 13V10L163 11H165V10H167L168 9V7L166 6V4H164L163 3V1L164 0H153V2H152V0L151 1H149V0H83V1H81V3H80V0H79V2L78 1H75V0H72V2H67V0H43V2L40 0V2L38 1V0H29V1H27V0H17V1H12V0H10V2L8 1V0H5L6 1V3H5V1H3V0H0ZM7 1L9 2V4H7ZM33 1V3H30V2H32ZM66 2V4L64 3V2ZM69 1V0H68ZM71 1V0H70ZM73 1H74V4H75V6H74V4H73ZM115 1H117V2H115ZM119 1V2H118ZM127 3H126V2ZM141 1V2H140ZM144 1V2H143ZM172 2H175V3H178V5L177 6H179L180 7V5H181V7L180 8H182L183 9V11H184V6H185V11H186V13H187V16L188 17H190V16H194V17H198L199 15H200V19L201 20H203L204 22H207L206 20H207V17L205 16L207 13V11H208V14H213V13H216V17H217V20H216V18H215V20H213V18L212 19H210V16L211 15H207V16H209V19H210V22H211V20H212V23H210V28H211V24H213L212 26H214V27H212L211 29L210 28H208L210 31H209V36H207L208 37V40H207V42H208V45H212V44H217V42H222L221 44H222V46L224 47V49H226V51L228 52V54L230 55V57H232L231 58V60H232V66H227V71H226V74L224 73L223 74V77L224 78H222L223 80H225V77H227L226 78V81H221L220 79H217L216 77H214V76H216L215 74H213L211 71H209L208 69H205V66H203L202 67V64H201V66H200V64H198V62L197 61H194V64H193V68H194V70L196 71L197 70V72L198 73H204L203 71L204 70H206V72H207V74H205L204 73V75H206L205 76V78L206 79H202L201 81H202V83H198V85L196 84L195 86H199V87H201V90L199 89V88H197V87H195V89H196V91H195V95L197 94V93H201V92H204L203 94L201 93V95H205L204 97H205V99L207 98V99H209L210 97H212V96H207L208 95V93L206 94L205 93V90L206 91H208V92H211L210 94L212 95L213 93L216 95V97H214V98H216V103L214 102L213 103V101H212V99L210 98V100L208 101L207 99V105H206V100H204L202 103L204 104V106H201V107H196V109L198 108H201L200 110H198V111H202V113H198V112H195V114H192L191 115V117H193V118H191L190 117V115H186V116H188L187 118L184 116L186 113H187V111H188V113H190L191 114V112H193V110L194 111H197V110H195L194 108H193V110H192V107H194V105H192L191 103H188V101H186L185 103H188V105H181L180 107H182V108H186V109H188V107L190 108L191 106V108L190 109H188L187 111H185V109L183 110V111H185L186 113H184V114H182L183 113V111H182V109L180 108V110L182 111L181 112V114L182 115H180V111H178L177 113H174L173 115V121H172V125L174 126V124H175V122H176V124H177V126H174V127H177V128H183V127H185L186 125H188V126H186V127H190V128H192V127H194L193 129L195 130H198V132L199 131H201L200 129H202V130H204V128L206 129V130H208V128H206L207 126H208V122H206L205 123V121H206V119H205V117H206V115L205 114H203V110L205 111V110H211V108L212 109H214L215 107L216 108H218V107H220V108H228V114H229V116L232 118V120H234V121H238L240 124H241V131H242V135L243 136H246V137H249L250 139H251V141H252V146L255 148V151L256 152H258L259 154H262V157L264 158V110H262V109H260V107L261 106H263L262 108L264 109V93L262 92V91H264L263 89V87H264V68L261 70V67L262 66H264V43L263 44H260L259 42H263L264 41V38H263V32L262 31H264V27H263V24L264 23H262L261 22V26L259 25V23L258 22H260L261 21V19L260 18H258L259 17V13H258V11H256V9L254 10V8H253V4L256 2V1H258L259 2V0H254V1H252V0H249V2L251 1V2H253V4H252V6H251V2L249 3L250 5H248V2H247V0H171ZM3 2V3H2ZM16 2L18 3V6H16ZM35 2V3H34ZM58 2V3H57ZM87 2V3H86ZM101 2V3H100ZM103 2H105V3H107V4H102ZM121 2V3H120ZM159 3V2H161V3H159L158 4V8H156V5H157V3ZM257 2V3H258ZM260 2H261V0H260ZM12 3H13V5H12ZM21 3V4H20ZM26 3V4H25ZM43 3H45V4H43ZM54 3V4H53ZM61 4L62 3V6H60V5H57L56 6V4ZM67 3H69V4H67ZM80 3V6H79V8H78V4ZM109 3H113L112 5H115L116 3L117 4H127L126 6L125 5H123L124 7H126V9L129 7V10L127 9L126 11L128 12L129 11V13H127L128 14V16L129 15H132V16H127L126 14H124V11H123V9L121 10V8H124V7H122V6H120V5H118V7L116 8V6H114V9L112 8V5L110 4V6L111 7H109ZM132 3V4H131ZM134 3H136L135 5H134ZM145 3V4H144ZM148 5H147V4ZM151 3V4H150ZM215 3V4H214ZM4 4V5H3ZM7 4V5H6ZM11 4V5H10ZM20 4V5H19ZM46 4H48V6H46ZM82 4V5H81ZM156 4V5H155ZM162 4H163V7L165 8V7H167L166 9H164V8H159V7H161L162 6ZM245 4H247L250 8H253L252 9V12H250L251 11V9L249 8V10L250 11H248L247 9H243L242 7H244L243 5H245ZM261 4V3H260ZM263 4H264V0H263ZM26 5H28V6H26ZM31 5V6H30ZM44 5H45V7H44ZM51 5H53L54 7H58V8H62V10L63 11H65V9H66V11H65V15L61 12L62 10L60 9V12H59V9L58 8H54L53 6H51ZM65 7H64V6ZM85 7H84V6ZM130 5V6H129ZM138 5V6H137ZM155 6V7H152L151 9H150V7H148V6ZM165 5V6H164ZM182 5H183V7H182ZM208 7H207V6ZM210 5H211V7H210ZM214 5V6H213ZM21 6V7H20ZM30 6V7H29ZM131 6H133V7H131ZM217 6V9L215 8ZM9 7H11V8H9ZM15 7V11H14V8ZM43 7H44V9H43ZM53 7V8H52ZM86 7H87V9L88 8H90L89 10H92V8L94 9V10H92V11H90V12H93L91 15H93L94 13V17L95 18H98L97 19V21H99V22H104L105 23V26H104V24H103V26H104V28L106 27V26H108V25H111V24H113V28H115V29H113L112 27H109L106 31H107V34H106V32H105V36L102 34V32L100 31V32H98V29H97V27L99 26L100 28L102 27L103 28V26H102V23H99V22H97V24H93L92 23V28L93 29H91V30H88L89 29V25L90 24H86L85 25V23H83V22H81V18H82V16H79V15H77V9H78V12L80 13V15H85L86 14V12H89V10H87L86 9ZM135 7V8H134ZM139 7H141L140 9L142 10V11H140V9H139ZM147 7H148V11H147ZM213 7V8H212ZM20 8V9H19ZM49 8V9H48ZM81 8H84V14H83V10H81L80 11V9ZM108 10H107V9ZM110 8H112V9H110ZM210 10H209V9ZM214 8L216 9V11L214 10ZM219 8H224V13H222V14H224L225 16H229V18L227 19H223V17L222 16H220V14L218 13V12H220L219 11ZM13 11H12V10ZM54 9V12L57 14V15H55V13L52 11ZM86 9V10H85ZM120 10L121 11V14L123 13V15H119L120 14V12H119V14H118V12H117V10ZM162 9V10H161ZM194 9V10H193ZM197 9V10H196ZM19 10V11H18ZM72 10V11H71ZM106 10H107V12H106ZM110 10V11H109ZM131 10H132V12H131ZM145 10V11H144ZM156 10V11H155ZM161 11V13H159V11ZM9 11H12V12H14V13H7V12H9ZM16 11L17 12H19L18 14L19 15H17L16 16ZM51 11H52V13H54V15L51 13ZM109 11V12H108ZM112 11H114V15L117 13V17L119 18V20H120V18H121V20L123 19L122 18V16H124V20H123V23H124V25H126L125 27H124V29H122L123 28V26L124 25H122V26H120L121 24H119V23H121L122 21H119V20H117V18H115V16H113V13H112ZM125 11V12H126ZM149 11H151L152 13H150ZM184 11V12H185ZM199 11V12H198ZM210 11H212V12H210ZM43 12H45L44 14L46 15V14H48L49 12V15H48V17L50 18V23H48V21H49V18L47 17V19L45 18V21L47 20V22H45L44 20H39L40 18H42L44 15H43ZM59 12V13H58ZM74 12H76V13H74ZM82 12V13H81ZM89 12V13H90ZM108 14V16H110V14H112L111 15V17H107L106 16V14ZM139 12V13H138ZM145 12V13H144ZM247 12V13H246ZM254 12H255V14H254ZM257 12V13H256ZM24 13V14H23ZM60 13L61 14H63V16H61V17H59L60 16ZM71 14L70 16L68 15V14ZM78 13V14H79ZM158 13V14H157ZM173 13V12H172ZM197 15H196V14ZM249 13L251 14V15H249ZM10 14H11V16H16V18L14 17H11L10 16ZM22 14V15H21ZM32 15L33 17L35 16L36 17V21L37 20H39V21H41L42 22V24H40L41 22H39V28H40V30H43L42 28H41V26L43 27V23H44V31H47L48 32V30H49V32L51 31L50 30V28L52 29V31H53V29H54V31H55V34H53L52 33V31H51V33L53 34V36H57L58 35V37H59V39H58V37H52V35L50 36V35H48L47 33H45L44 34V32L42 33V32H40V34H38V36L40 35V37H31V35H32V31H31V29L33 28V27H30V24H31V26H32V23H30V22H28V20H26V18L25 17H23V15H25V16H29V15ZM43 15L42 17L40 16V15ZM76 14V15H75ZM97 14V15H96ZM134 14H135V17L137 18L140 14V16H144L142 19H140V16H139V21H137L138 20V18H137V20H136V18L134 17ZM157 14V15H156ZM161 14V15H160ZM193 14H195V15H193ZM219 14V15H218ZM248 15V20H247V18H246V16ZM256 15L257 14V16H255V17H252V15ZM36 15H38V16H36ZM53 15V16H52ZM74 15V16H73ZM106 16V17H104V16ZM151 15V16H150ZM153 15V16H152ZM154 15H156L157 17H155ZM160 15V16H159ZM166 15V16H165ZM243 15V16H242ZM19 16H21V18L19 17ZM59 18H58V17ZM64 16L67 18V19H69L68 21H67V19L66 18H64ZM71 16L72 17H74V18H71ZM75 16H77L76 18H78L79 19V17H80V19L78 20L77 19V21H76V18H75ZM86 16H87V14H86ZM85 16V17H86ZM92 16V17H93ZM102 16L105 18V20L104 19H102ZM126 16V17H125ZM147 16V17H146ZM150 16V17H149ZM213 16V15H212ZM244 16H245V20H247V21H249V23H251L250 24V28L247 26V25H249V24H247L246 22H245V20H244ZM5 17L8 19V21H7V19H5ZM29 17H31V16H29ZM38 17H40L39 19H38ZM44 17H46V16H44ZM51 17H52V19H51ZM53 17L55 18V17H57V18H55L54 20H53ZM90 16H87V18H88V21H92V19H90L89 18ZM94 17H93V20H94ZM131 17V18H130ZM152 17H154V18H152ZM173 17V16H172ZM202 17V18H201ZM203 17H205V20L203 19ZM215 17V16H214ZM231 17V18H230ZM239 17V18H238ZM257 17V18H256ZM17 18H18V20H17ZM25 18V19H24ZM65 20H64V19ZM87 18H86V20H87ZM111 18H114V19H116V21H112V19ZM129 18V19H128ZM135 19L136 20V22H134V20H133V24L134 25H140L142 28H143V26L145 25H143V22L141 23V21L143 20L144 21V23H146L147 22V20H148V22H147V24L145 25V26H147L146 28H145V30H144V28H143V30L142 29H140V28H138V29H135V27H138V26H133L132 28H134L137 32H139V33H142L141 35L138 33L137 34V32L136 31H134V29L133 30H131V31H129L130 29L129 28H131L130 26H129V28L127 29V26L129 25V22L130 23H132V21H130V19ZM158 19V20H156V19ZM159 18H160V20H159ZM162 18L164 19V20H162ZM170 20V23L168 24V22H169V20ZM240 19V21H241V19L243 18V20L242 21H244L246 24H242L241 25V23H240V21L239 22H236V20L235 19ZM252 18V19H251ZM12 19V20H11ZM19 19H20V21H19ZM28 19V18H27ZM59 19V21H57ZM85 18L83 17V20H84ZM90 19V20H89ZM100 19H102V20H100ZM109 19V20H108ZM127 19H128V21L129 22H127ZM166 19V20H165ZM173 19V18H172ZM198 19H199V17H198ZM232 19V20H231ZM237 19V20H238ZM251 19V20H250ZM5 20V21H4ZM13 20H14V22H13ZM16 20H17V22H18V24L16 23ZM55 20H56V22H55ZM66 21L65 22V24L66 25H70V23H71V25H70V27L71 28H68L69 26H67V28L68 29H64L65 27H66V25L64 24V22H62V21ZM72 20H73V22H72ZM145 20H146V22H145ZM162 20V22H160ZM10 21V22H9ZM21 21L23 22V23H25V24H27L26 25V27H24V28H21L24 24L23 23H21ZM25 21V22H24ZM55 22V23H52V22ZM82 23H80V22ZM88 21H86V22H88ZM108 21H110V22H108ZM151 21V22H150ZM153 21H155V23L153 22ZM164 21H168L167 23L166 22H164ZM209 21V20H208ZM215 21V22H214ZM217 21V22H216ZM241 21V22H242ZM254 21V22H253ZM60 23V25H58V27H59V29L61 28L62 29V27H63V29H64V31H62L61 29L59 30V29H56V26H54V24L56 25L57 23ZM68 22V23H67ZM84 22H85V20H84ZM90 22H88V23H90ZM126 22V23H125ZM164 22V23H163ZM174 22V21H173ZM236 22V23H235ZM243 22V23H244ZM30 23V24H29ZM45 23H48V25H50L51 23V25H53L54 26V28H53V26H51L50 25V27H49V29H48V27H46L45 26ZM58 23V24H59ZM77 24V26L75 27L76 29H72V27H74V25L73 24ZM94 23H96V19H95V22ZM108 23H110V24H108ZM114 23H117V24H119V25H114ZM136 23V24H135ZM139 23V24H138ZM149 23H151L150 25H149ZM158 25H157V24ZM165 23H166V25L168 26V27H166L165 26ZM252 23H253V28L251 27L252 26ZM10 24H11V26H10ZM16 24V25H15ZM21 24H23L21 27H20V25ZM28 24H29V27H30V29H29V27L27 28V26H28ZM83 24L85 25V29H86V31L88 32L87 34H91L90 36H92V34H98V38H95L94 36L95 35H93L92 37L93 38H91L89 35H87V34H85V35H87V37L85 38V35L82 37L81 36V38L79 39V36L80 35H82L81 34V32H80V29H78L79 28V26H80V28L83 26ZM162 24H164V25H162ZM9 25V27H10V30H12L13 32H11L9 29H5V28H9V27H7ZM47 25V24H46ZM159 25H161L162 27H160ZM246 25V26H245ZM17 26H19L20 28H18ZM95 26H97V27H95ZM119 26V27H118ZM139 26V27H140ZM151 26H155V27H157L158 28V26L160 27L159 28V30L160 29H163V30H166V32H168L167 34H168V36L166 35V32L164 31V33H165V35L167 36H163V37H161L163 34H160V33H163L162 32V30H160L159 32L158 31H154L155 33L153 34V37H154V35H155V37H154V39L152 38V36H148V34H147V32H146V29L148 28V32H151V31H153V27H151ZM2 27V28H1ZM4 27V28H3ZM14 27V28H13ZM84 27V26H83ZM82 27V28H83ZM87 27H88V29H87ZM94 27H95V29H94ZM246 27H248L249 29H248V32L249 33H247V34H245L244 33V31H243V29L244 28H246ZM12 28V29H11ZM17 28V29H16ZM27 28V31L25 30ZM47 28V29H46ZM101 28V29H102ZM119 29V35H121V31L120 30H122V31H125L126 33H129V32H131V33H129L128 34V38H127V34L124 32H122V34H126L124 37L121 35V36H118L117 34H116V32H117V30ZM156 28V29H157ZM173 28H174V25H173ZM259 28V30H258V33L257 34H259V38L261 39V41L259 40H257V41H255L256 39H257V37L254 35V34H251L252 32H250L251 30L253 31L254 29H258ZM262 28V29H261ZM3 29H4V31L5 32H3ZM14 29H16V31H18V32H16ZM29 29V30H28ZM71 29V30H70ZM84 29V28H83ZM82 29V30H83ZM151 31H150V30ZM172 31H170V30ZM261 29V30H260ZM6 30H7V33H6ZM22 30V31H21ZM59 30V32L57 33V31ZM96 32H94V31ZM114 30H115V32H114ZM141 30V31H140ZM24 31H26L27 33H25ZM84 31V30H83ZM85 31V32H86ZM93 33H92V32ZM133 31H134V33H133ZM259 31H261V33L259 32ZM17 34H16V33ZM24 32V33H23ZM64 32V34H62V33ZM75 32H76V35H75ZM77 32L78 33H80V35H78L77 34ZM135 32H136V34H137V36L135 35ZM254 33H256L255 32V30L253 31ZM2 33V34H1ZM5 35H4V34ZM11 33V34H10ZM29 33H31V34H29ZM60 33V34H59ZM67 33V34H66ZM73 33V34H72ZM83 33V32H82ZM102 35H101V34ZM115 33V34H114ZM133 33V34H132ZM171 33H173V34H171ZM174 33H176L175 35H174ZM25 34H27V35H25ZM69 34H70V36H69ZM100 34V35H99ZM145 34V37H147L148 36V38H149V43H151V44H148V43H146V42H148L147 40H144V39H148V38H145V37H143V35ZM151 34H152V32H151ZM150 34V35H151ZM170 34L172 35V37L173 36H176L175 38L173 37V38H171V43L172 42H175V39L178 37V39H176V41H178L177 42V44L180 42L181 43V46H180V44H178V46L179 47H177V45H176V47H175V44H169V42H170V39H169V37H171L170 36ZM213 34V35H212ZM3 35V36H2ZM30 35V36H29ZM64 35H66V36H64ZM72 35V36H71ZM193 35V34H192ZM208 35V34H207ZM249 35V36H248ZM6 36V37H5ZM76 36V37H75ZM97 36V35H96ZM106 36H108V41H104V39H106L107 40V38H106ZM116 36V37H115ZM134 36V37H133ZM139 36L141 37V39H142V43H143V41L146 43V47L145 48H143L144 47V45H142L141 43L139 44L140 46H142L141 48H140V46L137 44L139 41L137 40V37L139 38ZM223 38H222V37ZM3 37V38H2ZM31 37V38H30ZM64 37H67V38H64ZM88 37H89V40H90V38L91 39H95V41L93 42V40L91 41L90 40V42H88L87 40H88ZM115 37V38H114ZM120 37H123V38H120ZM130 37H131V39H130ZM254 38L253 39V42H252V44H250V42L252 41V38ZM38 38H39V40H38ZM44 38V39H43ZM50 38H52V40H50ZM55 38V39H54ZM64 40H63V39ZM70 38V39H69ZM83 38H84V42L85 43H82V41H80L81 39L83 40ZM100 38V39H99ZM101 38H103V39H101ZM109 38H111V40L109 39ZM122 41H120L119 39ZM126 38V39H125ZM161 38L162 39H164V40H162L161 41ZM168 38V41L167 40H165V39H167ZM246 38L248 39V41H249V44L248 43H245L247 40H246ZM13 39V40H12ZM32 39V40H31ZM73 39V40H72ZM78 39H79V41H78ZM87 39V40H86ZM97 39V40H96ZM118 41H117V40ZM125 39V40H124ZM127 39H129V40H127ZM138 41V42H136V40ZM140 39V38H139ZM141 39H140V41H141ZM172 39H174V41L172 40ZM224 39V40H223ZM249 39H251V40H249ZM35 40V41H34ZM55 40L56 41H58L59 40V42H55ZM61 40H63L64 41V43H62V41ZM72 40V42H70V41ZM116 42H114V41ZM151 40H152V42H151ZM155 40V41H154ZM246 40V41H245ZM20 41V42H19ZM35 42V43H32V42ZM48 41V42H47ZM102 41V42H101ZM111 41H113L115 44L113 45V42H111ZM125 41V42H124ZM241 41V42H240ZM247 41V42H248ZM25 42V43H24ZM26 42H27V44H26ZM32 43V44H30L29 45V43ZM41 42V43H40ZM79 44H81V46L80 45H78V47H76L77 46V44L78 43ZM98 42H100L99 44H98ZM111 43V46H110V43ZM120 43L119 45H118V47H117V43ZM127 42L129 43V44H127ZM132 42V43H131ZM136 43V46H133V45H135V43ZM161 42H163V46H162V44H161ZM256 42V43H255ZM58 43V44H57ZM95 45H94V44ZM106 43H108V44H106ZM123 43V44H122ZM225 43V44H224ZM245 43V44H244ZM2 44V45H1ZM26 45V47H27V49L25 48V47H22V46H24V45ZM45 44H46V46H45ZM71 44H73L74 45V47H73V45H71ZM90 44H93V45H90ZM102 44V45H101ZM125 44H127L126 46H125ZM238 44H240L242 47H240ZM244 44V45H243ZM256 44V45H255ZM4 45V46H3ZM30 47H29V46ZM49 45H53V46H50V48L48 47ZM55 45V46H54ZM65 45V46H64ZM67 45V46H66ZM88 45V46H87ZM96 45L97 46H99L100 47V51L98 50H96V49H98V47H96ZM129 45H131V47L129 46ZM150 45V46H149ZM234 45H237L236 47H234ZM245 45H247V46H245ZM253 45L255 46V48H253ZM262 45V46H261ZM34 46V47H33ZM35 46H37V47H40V48H38L36 51H38V52H36V51H34L35 50ZM90 46V47H89ZM92 46H94V48H95V50H94V48H91ZM105 46V47H104ZM107 46H110V47H112V48H108ZM120 46H121V48L122 47H126L125 49H127L128 48V55H127V51L125 52V49H121L120 48ZM154 46V48H152ZM162 46V48H160ZM166 48H165V47ZM229 46L232 48V49H230L229 48ZM244 46V47H243ZM45 47V51L46 50H48V52L46 51H43L42 49ZM48 47V48H47ZM81 47V49H82V47H83V49H84V51H83V49L82 50H80L79 48ZM133 47H135V48H133ZM137 47L140 49V51H139V49L136 51V49H137ZM147 47L150 49V51L148 52V50H147ZM251 47V49H248V48H250ZM34 48V49H33ZM47 48V49H46ZM51 48H53V49H51ZM54 48H58L57 50H55L54 51ZM61 48V49H60ZM106 48V51H104V49ZM118 48V50L119 49H121L122 51H124V52H122L121 50H119L120 51V55H119V51H117L116 52V49ZM130 48V49H129ZM142 48H143V50H142ZM156 48H159V49H156ZM25 49V50H24ZM65 49V50H64ZM78 49V50H77ZM86 49V50H85ZM89 50V52H88V50ZM101 49H103V51L101 50ZM144 49H146L147 51H145ZM160 49H162V50H160ZM165 49V50H164ZM252 49L254 50V53H256V57H257V54L259 55L258 56V58H259V60L261 59L262 61H261V66H260V68H259V70H258V68L257 67H259V63H257V61H258V59L255 57V55L254 54H252L251 55V58H249V59H247V56H248V54L247 53H252L253 51H252ZM8 50H11V52L10 51H8ZM26 50H31V51H29V53H28V51L26 52ZM52 50V51H51ZM60 50V51H59ZM77 50V51H76ZM132 50L134 51L133 53H132ZM158 50V51H157ZM232 50H233V52H232ZM258 50V51H257ZM20 51V52H19ZM33 51L36 53V55L38 56V54L40 53V56H36L35 55V53H33ZM61 51H63V56H65V58H69V55L70 54H72V53H76V55L75 54H73V56L71 55L70 56V59L72 58V62H70V61H67V59H62V54H61ZM65 51V52H64ZM70 53H68V52ZM81 51V52H80ZM94 51V52H93ZM162 53V54H160V52ZM165 51H166V53H165ZM171 51V52H170ZM229 51H231L232 53H230ZM241 51V52H240ZM251 51V52H250ZM256 51V52H255ZM8 52H10V53H8ZM23 52H24V55H23ZM25 52L26 53H28V54H30L29 56H28V54H27V56H26V54H25ZM49 52H51V53H49ZM53 52V53H52ZM54 52H56V54H57V56H56V54L54 53ZM66 52L68 53V56L67 55H64V54H66ZM85 52H87V53H85ZM91 52H93L92 53V55H91ZM111 52V53H110ZM113 52V53H112ZM140 52V53H139ZM141 52H142V54H141ZM145 52V53H144ZM157 52H158V54H157ZM167 52L169 53V54H167ZM236 52H237V54H236ZM8 53V55H5V54H7ZM32 53L34 54L32 57H30L31 55H32ZM59 53V54H58ZM79 53V54H78ZM88 53H90V54H88ZM101 53H102V55L103 56H108V58L106 57H103L102 55H101ZM105 55H104V54ZM150 53V54H149ZM174 55H173V54ZM240 53V54H239ZM243 53V54H242ZM19 54V55H18ZM78 54V55H77ZM82 54H83V56H82ZM85 54H87V55H85ZM108 54H110L111 56H112V58H111V56L110 55H108ZM125 54V55H124ZM247 56H246V55ZM11 55V56H10ZM15 55V56H14ZM17 55V56H16ZM21 55H23V57L21 58V57H19V56H21ZM43 56V58H42V56ZM52 55H53V57H52ZM60 55H61V58H60ZM97 55H98V58H97ZM120 57H119V56ZM140 55L142 56V57H140ZM164 55V56H163ZM165 55H168V56H165ZM171 55V56H170ZM236 55V56H235ZM243 55V56H242ZM24 56H26L27 58L28 57H30V58H32V59H29V61L27 60V58H25V60H24ZM75 56H76V58L78 59H75ZM86 56V57H85ZM89 56V57H88ZM90 56H92V57H90ZM93 56H96V57H93ZM99 56H101L102 57V59L99 57ZM123 56V57H122ZM125 56H127V57H125ZM131 58H130V57ZM150 57L149 59H148V57ZM233 56H235V57H233ZM3 57H4V59H3ZM20 58V59H18V58ZM80 59H79V58ZM88 57V58H87ZM126 59H125V58ZM135 57V58H134ZM140 57V58H139ZM162 57H164V58H162ZM245 57V59H246V61L247 62H249V64H247V62L243 59ZM16 58L19 60H16ZM64 58V57H63ZM88 59V61L87 62H89V58L91 59L90 61L91 62H89L91 65L89 66V63H87L86 62V60ZM93 58H97L98 59V61L96 60V59H94L95 61H96V63H95V61L93 60ZM103 58H105V59H103ZM120 58H123V61L124 62H122V61H120V60H122V59H120ZM132 58L134 59V61L132 60ZM139 58V59H138ZM144 58V59H143ZM167 58L169 59V60H167ZM256 58V59H255ZM9 61H8V60ZM12 59V60H11ZM14 59V60H13ZM35 59V60H34ZM47 59V60H46ZM60 60V61H63V63L61 62V64H63V66H64V68H60V67H63L58 61H56V60ZM69 59V60H70ZM73 59H75V60H73ZM113 59V60H112ZM125 59V60H124ZM128 59V60H127ZM163 59V60H162ZM242 59H243V61H242ZM30 60H32V61H30ZM52 60H54V63H52L53 61ZM77 60V61H76ZM100 60H103V61H100ZM148 60H150L149 62H148ZM234 60H235V63L236 62H238V63H234ZM257 60V61H256ZM6 61L8 62V64L6 63ZM11 61V62H10ZM17 61V62H16ZM25 61H28V63L26 62V64H25ZM65 61L68 63V64H70V65H66V63H65ZM80 63H79V62ZM81 61H82V63L83 64H81ZM106 61V62H105ZM110 61L112 62V63H110ZM117 61H119V62H117ZM137 61V62H136ZM163 62V63H165V64H167L166 62ZM228 62H231V61H229V60H227ZM2 62V63H1ZM22 63L23 62V67L20 65H18L17 63ZM32 62V63H31ZM44 62H48V64H46L47 66H45V64H43ZM74 62V63H73ZM84 62H86L85 64H84ZM108 62V63H107ZM128 62V63H127ZM151 62V63H150ZM260 62V61H259ZM16 63V64H15ZM35 64V65H32V64ZM36 63H38V64H36ZM50 63H52V64H50ZM56 63H57V65H59V66H57L56 65ZM73 65H72V64ZM75 63H77V64H79V65H75ZM102 63V64H101ZM117 65H116V64ZM125 63V64H124ZM134 63V64H133ZM138 63V64H137ZM169 63V62H168ZM247 64L248 66H245L244 64ZM39 64H42L41 65V68H39L40 66H39ZM53 64L54 65H56V67L55 66H53ZM106 64H108V65H106ZM127 64H129V65H127ZM133 64V65H132ZM30 65H32V66H30ZM43 65L45 66L44 68H42L43 67ZM71 65L74 67L75 66V68H74V70H73V67H71ZM87 65V66H86ZM112 66V68H111V66ZM113 65H115L116 67L117 66H119L120 65V68L119 67H117V68H115V67H113ZM124 65V66H123ZM141 65V66H140ZM143 65V66H142ZM151 65H152V67H151ZM194 65H197V66H194ZM198 65L200 66V68H202L201 69V71H200V68L198 67ZM234 65H240L241 67V70L243 71L244 69L243 68H245L246 67V69L245 70H247L248 71V69L250 68V70L252 71V72H250V71H248V72H246V75L245 74H243L244 72H242V71H240V70H238L237 69V66H235V69H234ZM49 66H52L51 67V69H50V67ZM66 66V67H65ZM68 66V67H67ZM94 68H93V67ZM98 66H101L100 68H98ZM105 66V68H102V67H104ZM127 66V67H126ZM137 66H140V68H141V70H139L140 72H138V70H137V68L136 67ZM8 67V68H7ZM20 67H22V68H20ZM33 67V68H32ZM38 69H37V68ZM126 67V68H125ZM134 67H135V69H134ZM142 67H143V69H142ZM247 67H249V68H247ZM6 68V69H5ZM10 68V69H9ZM20 68V69H19ZM28 68H30V69H28ZM45 68H46V70H45ZM49 68V69H48ZM61 71V73H60V71H58V69ZM139 68V69H140ZM196 68V69H195ZM204 68V69H203ZM239 68V69H240ZM252 68H255V71L252 69ZM8 69H9V71H8ZM36 71H34V70ZM62 69V70H61ZM96 69V70H95ZM125 69H127V70H125ZM128 69H131L130 71L128 70ZM151 71H149V70ZM4 71L3 73H2V71ZM22 70V71H21ZM49 70H51L50 71V73H49ZM55 70H57V71H55ZM134 72H133V71ZM144 70V71H143ZM10 73H8V72ZM12 71V72H11ZM53 71V73H51ZM125 71H126V73H125ZM142 71V72H141ZM150 73H149V72ZM254 71V72H253ZM25 72V74H23V73ZM86 72V73H85ZM102 72H104V70L102 71ZM115 72V73H114ZM117 72L119 73V74H117ZM132 72V73H131ZM138 72V73H137ZM144 72V73H143ZM145 72H146V74H145ZM208 72H209V74H208ZM211 72V73H210ZM8 73V74H7ZM14 73V74H13ZM22 75H21V74ZM29 73V74H28ZM55 73V74H54ZM84 73V74H83ZM128 73V74H127ZM152 73V74H151ZM12 74V75H11ZM28 74V75H27ZM53 74V75H52ZM64 74V75H63ZM122 74V75H121ZM127 74V75H126ZM139 74H144V75H147V76H141V75H139ZM4 75H6V77L4 76ZM7 75H9V76H7ZM19 75H21V76H19ZM27 75V76H26ZM58 75V74H57ZM78 77H77V76ZM81 75H82V77H81ZM117 75V76H116ZM137 77H139V78H137ZM204 75H202V78H204ZM210 76V79H212L213 77H214V81H213V79L212 80H209V76ZM17 76V77H16ZM38 76V77H37ZM119 76H121L122 77V79H121V77L118 79V77ZM2 77V76H1ZM29 77H30V80H29ZM59 78L60 76H56L55 75V77L54 78ZM61 77V78H62ZM75 77H77V78H75ZM79 77H81V78H79ZM86 77H87V79H86ZM3 78H2V80H3ZM9 80H8V79ZM11 78V79H10ZM13 78V79H12ZM22 78V79H21ZM24 78H27V79H24ZM40 78V79H39ZM75 78V79H74ZM123 78H125V79H123ZM130 78H132V82H134V83H132L129 79ZM147 78V79H146ZM148 78H149V80L151 79V81H149L148 80ZM20 80V82H19V80ZM33 79V80H32ZM52 79V80H51ZM80 79V80H79ZM121 79V80H120ZM2 80H1V78H0V88H1V91H2V93H3V86H1V83H2ZM13 80V81H12ZM58 80V81H57ZM86 82H85V81ZM125 80V81H124ZM128 80V81H127ZM135 80V81H134ZM229 80V81H228ZM9 81V82H8ZM18 81V82H17ZM26 81H28V82H26ZM33 81V82H32ZM37 81V82H36ZM43 82V85H40L39 83L40 82ZM54 81V82H53ZM56 81V82H55ZM73 81H74V83H73ZM124 81V82H123ZM137 81H141V83L140 82H137ZM154 81V82H153ZM219 81H221L222 83L220 84V82ZM262 81V82H261ZM11 82V83H10ZM48 82H49V84H48ZM84 82V83H83ZM144 82V83H143ZM211 83V84H213V85H211V88H210V85L208 84V83ZM215 82H217V84L215 83ZM230 82V83H229ZM6 83H8V84H6ZM15 84V86L14 85H12V84ZM18 83L20 84L19 86H18ZM32 83V84H31ZM33 83H34V85L37 83L39 86H43V90L46 92V93H44V94H41V92L43 93V91H38L39 89H41L42 90V87L40 88H38V86L37 87H35V89H34V86H33ZM59 83H62V85H56V84H59ZM77 83V84H76ZM87 83H88V85H92V87H88V85H87ZM131 83V84H130ZM150 83V84H149ZM226 83V84H225ZM28 84V85H27ZM46 84H48V85H46ZM75 84V86H73ZM121 84V85H120ZM126 84V85H125ZM142 86L141 88H140V86ZM145 84H147V85H145ZM150 86H149V85ZM204 84V85H203ZM206 84L207 85H209V87L208 86H206ZM223 84V85H222ZM31 85V86H30ZM52 85H56V86H52ZM137 85H138V87H137ZM154 85V86H153ZM159 85V86H158ZM204 87H202V86ZM218 85V86H217ZM261 85V86H260ZM13 86L15 87L14 89H12L13 88ZM33 86V87H32ZM36 86V85H35ZM50 86H52L51 88H52V90H51V88H50ZM123 86H125V87H123ZM134 86V87H133ZM168 86V85H167ZM22 87V88H21ZM23 87L25 88V89H23ZM30 89H28V88ZM46 87H47V89H49V90H47L46 89ZM49 87V88H48ZM63 87V90L62 89H60V88H62ZM88 87V88H87ZM132 87V88H131ZM135 87H137V89H135ZM144 87H146V88H144ZM194 87H191L192 88V90H193V88ZM168 88V87H167ZM191 88L189 89V94L192 92V93H194V91H192L191 90ZM263 88V89H262ZM17 89H18V91H17ZM20 89V90H19ZM83 89H84V91H83ZM85 89L86 90H88V91H86L85 92ZM126 89H127V91H126ZM145 89H147L146 91H145ZM151 89V90H150ZM160 90V92H159V90ZM194 89V90H195ZM260 89H262V91H260ZM23 90V91H22ZM29 92L28 94H27V91ZM31 90H33V91H31ZM48 92H47V91ZM54 90H55V93H54ZM61 90V91H60ZM90 90V91H89ZM139 90V91H138ZM148 90H149V92H148ZM152 90H155L154 91V93H153V91ZM1 91H0V93H1ZM16 91V92H15ZM25 92L26 94H23V93H20L19 94V92ZM52 91V92H51ZM62 91L64 92V93H62ZM126 91V92H125ZM133 91V92H132ZM156 91H158V93L162 96L161 97V99L159 98L160 96L158 95V93L156 92ZM177 91H179V90H177ZM191 91V92H190ZM200 91V92H199ZM260 91V92H259ZM38 92V93H37ZM51 92V93H50ZM58 92V93H57ZM135 92V93H134ZM142 92V93H141ZM146 92V93H145ZM151 92V94H149ZM262 92V93H261ZM1 93V94H2ZM49 93H50V95L51 94H53L54 96H52V97H50V96H48L49 95ZM62 93V94H61ZM132 93H134L133 95H132ZM48 94V95H47ZM132 96H130V95ZM143 95L144 97L145 96H147V97H143V96H141V95ZM146 94V95H145ZM20 95H21V97H20ZM33 95V96H32ZM45 95V96H44ZM47 95V96H46ZM101 95V96H100ZM128 95V96H127ZM153 96V97H151V98H148V97H150V96ZM155 95H157V96H155ZM214 95V96H215ZM24 96V97H23ZM25 96H27V97H25ZM29 96H30V98H29ZM36 98H35V97ZM57 96H59V98L61 99V100H59L58 99V97ZM61 96V97H60ZM81 96V95H80ZM138 96V97H137ZM140 96V97H139ZM16 97V98H15ZM94 97H95V95H94ZM102 99H101V98ZM130 99H129V98ZM20 98H21V101H20ZM22 98H24V99H22ZM35 98V99H34ZM148 98V99H147ZM32 101H31V100ZM37 99V100H36ZM136 99V100H135ZM141 99H143L142 101H141ZM26 100H28V101H30V102H28V101H26ZM104 100V101H103ZM147 100V101H146ZM215 100V99H214ZM218 100V101H217ZM33 101H35V102H33ZM52 103H51V102ZM210 101L212 102L211 104H210ZM219 101H221V102H219ZM13 102H11V104L13 103ZM59 102V103H58ZM60 102H61V104H60ZM218 102V103H217ZM258 102V103H257ZM259 102H260V104H259ZM26 103H28V104H30L29 106H28V104H26ZM48 103V105H46ZM49 103H50V105H52L53 103H55V105L56 106H54V105H52V107L54 108V111H53V108L52 107H49ZM103 103V104H102ZM170 103H172V102H170ZM176 103V102H175ZM222 103H224V104H222ZM263 103V104H262ZM25 104V105H24ZM64 104V105H63ZM107 104V105H106ZM113 106V107H111V105ZM117 104H119L118 106H115V105H117ZM157 104V103H156ZM155 104V105H156ZM190 104V105H189ZM202 104V105H203ZM209 104V105H208ZM213 104H216V105H218V106H213ZM108 105H110L109 107H108ZM133 105V106H132ZM135 105V106H134ZM173 105V104H172ZM172 105L171 104H169V106H171L170 107V110L172 111V112H174L173 110L177 107V106H173V107H175L174 109L172 108ZM175 105H177V103L175 104ZM26 106H28L27 108H26ZM42 106V107H41ZM63 106L65 107V110H64V108H63ZM184 106V107H183ZM221 106H223V107H221ZM12 107V106H11ZM25 109H24V108ZM56 107L58 108V109H56ZM121 107V108H120ZM133 107V108H132ZM138 109H137V108ZM141 107H144L145 108V110H144V108H141ZM151 107V108H150ZM204 107V108H203ZM120 108V109H119ZM128 108H131L132 110L134 109V110H138L137 112H136V114H138L139 115V113L138 112H140V113H143V114H149V111L148 110H153V112H151L150 114H152L151 116L152 117H150L151 119H153V120H151L149 117H144V118H142V116L141 117H139V116H137V115H133V113H134V111H132V110H128L129 112H127V115H126V112H124V110L125 111H127V109ZM140 108L142 109V111L140 110ZM51 109V110H50ZM117 109H118V111H117ZM177 110H178V108H176ZM261 111H260V110ZM12 110V111H11ZM11 110H10V108H9V111H11V113L13 114V113H15L14 112V110H13V108H11ZM18 110V109H17ZM17 110H15V111H17ZM48 110H50V111H48ZM58 112V113H54V112H56V111ZM114 110H116L118 113H116ZM119 110H121V112H124L122 115H124V116H127V117H122V115L121 116H119V114H121V113H119L120 111ZM123 110V111H122ZM145 112H144V111ZM191 110V111H190ZM147 111H148V113H147ZM263 111V112H262ZM67 113V114H65V113ZM49 113H51V116H53V117H51V119H49L50 118V115H49ZM53 113V114H52ZM159 114V119H157L156 121H155V117H156V115L157 114ZM11 114V115H12ZM17 114V113H16ZM57 114V115H56ZM61 114V116H62V118L64 119H62L61 121L58 119V118H60L61 119V117L59 116V115ZM65 114V115H64ZM142 114V115H143ZM153 114H155V116L153 115ZM163 114V113H162ZM14 116H16L17 118H19V121H20V119H22V118H20V117H18L17 115H15V114H13ZM141 115V114H140ZM176 115V116H175ZM203 115H205V116H203ZM149 116V115H148ZM162 116H164V115H162ZM201 116H203V117H201ZM16 117H13V118H16ZM49 117V118H48ZM58 117V118H57ZM131 117V118H130ZM168 117V118H167ZM182 117H185L184 119V121L182 120L183 118ZM8 118V117H7ZM56 120H55V119ZM133 118L136 120V122H135V120L134 121H132L133 120ZM156 118H158V117H156ZM181 120H180V119ZM6 119V118H5ZM121 119V120H120ZM176 119H178V120H176ZM14 120V119H13ZM23 120L24 119H22L20 122H23ZM51 120V121H50ZM58 120V121H57ZM123 120V121H122ZM127 120H129V121H127ZM151 120V121H150ZM186 120H187V122H186ZM189 120V121H188ZM190 120H191V122H190ZM10 122H11V120H9ZM9 121L8 122H6L7 124V126L5 127V124H2V126L3 127H5V128H3V127H1L2 129H0L1 130V132L2 133H4L3 134V138L4 139H2V136H0V139H2V140H8V138L7 137H9V135L10 134H12V139H13V137H14V139L15 138H18V136L20 137V136H22V137H20L19 138V140H21V147L20 146H18V144H19V140L17 139V140H15L16 142H18L17 143V146H16V144H14L13 145V142L14 141H12V140H9L8 141V144L13 148V149H9V145L7 144V141H6V144L4 145V143L5 142H2L3 144H1V146H0V156L2 157H0V159L2 160L1 161V163L2 162H4V160H5V162L7 161V160H9V161H7L8 163L6 164L5 162L4 163H0L1 165H0V172L2 173V175H4V176H6L8 173H10V171H11V169H12V165H11V162L12 161H16V159H19V158H17V157H19V155H20V152L22 151V150H24V152L27 150V152L28 153H26V154H24L25 155V158H26V155H27V157H28V154H29V157H30V155H31V157H30V159H31V161L29 160V158H28V161H30L31 163H34L33 164V166L35 167L34 168V179L36 180V181H39V182H42L43 180H48V178H46L45 176H47V177H50V179H52V178H54L53 176H55L54 174H56V173H54V171L55 172H58L57 174H56V178H54V180H52V181H54L55 182V179H58V177H62L61 179H60V181L61 182H63V180H65V178H66V175H67V171H68V168H69V166H70V164H69V162H67L68 161V158L66 157L65 158V155H66V153L64 154V156H62L64 159H62V157H60V159H58L59 158V156L60 155H58L56 152H58V151H54L52 148H51V150H38L37 149V146L35 147H33L32 145H35V143L33 142V138H31V137H33V135L32 134H30L31 132L28 130V129H23V130H25V131H23L22 129H20V128H17V126H13V124H9ZM53 121V122H52ZM131 121V122H130ZM139 121V122H138ZM141 121H143V122H141ZM192 121H194V123H192ZM52 122V123H51ZM145 122V123H144ZM147 122V123H146ZM149 122V123H148ZM152 122H154L153 124H151ZM185 122L187 123V124H185ZM189 122V123H188ZM197 124H196V123ZM202 122H203V124H202ZM12 123V122H11ZM58 123V124H57ZM155 123H157V124H155ZM200 123V124H199ZM128 124V125H127ZM130 124H133V125H130ZM138 124V125H137ZM140 124V125H139ZM148 124H151L152 126H150V125H148ZM175 124V125H176ZM194 124V125H193ZM135 125V126H134ZM141 125H143V126H141ZM156 125V126H155ZM183 125H185V126H183ZM193 125V126H192ZM204 125V126H203ZM132 126V127H131ZM140 126V127H139ZM179 126V127H178ZM199 126L201 127V128H199ZM48 127V126H47ZM59 127V128H58ZM154 127H156V128H154ZM195 127H197V128H195ZM56 128V129H55ZM136 128V129H135ZM5 129H7V130H5ZM8 129H10V130H8ZM132 129V130H131ZM146 129H148V130H146ZM158 129V130H157ZM12 130V131H11ZM17 130L20 132H17ZM153 130V131H152ZM3 131H5V132H3ZM15 131V132H14ZM134 131H138L137 132V134H136V132H134ZM143 131V133H144V131H145V135L142 133V134H140L141 132ZM147 131H151L152 132V134L149 132H147ZM17 132V133H16ZM27 132V133H26ZM54 132V133H53ZM63 132V133H62ZM133 132V133H132ZM154 132V133H153ZM158 132L160 133V137H158L159 136V134H158ZM204 132H207V131H205L204 130ZM14 133H15V135H14ZM21 133H22V135H21ZM29 133V134H28ZM156 133V134H155ZM201 133L204 135L205 133H203V131H201ZM200 132H199V135L201 134ZM139 134V135H138ZM154 134L156 135V136H154ZM158 134V135H157ZM197 135H198V133H196ZM201 134V136H203ZM18 135V136H17ZM29 135H31V137L29 136ZM55 135V136H54ZM140 135H142V136H140ZM143 135H144V137H143ZM198 135V137H200V138H203V137H201V136H199ZM6 136V137H5ZM26 136H29V137H26ZM146 136V137H145ZM154 137H156V140H155V138ZM157 137H158V139L159 140H161V142L157 139ZM11 138V137H10ZM9 138V139H10ZM22 138V139H21ZM63 138V139H62ZM65 138V139H64ZM141 138H144V139H147V140H143V139H141ZM153 138V139H152ZM13 139V140H14ZM24 139V140H23ZM151 139V140H150ZM2 140H0V143H1V141ZM28 140V141H27ZM64 140H65V142H64ZM153 140V141H152ZM35 141V140H34ZM61 141V142H60ZM143 141H147V142H143ZM163 141V142H162ZM11 142H12V145H11ZM57 142V143H56ZM31 143V144H30ZM58 143H62V145H63V149L64 148H66V149H61L62 148V145H58ZM142 143H141V145H142ZM6 145H8L7 147H6ZM23 145V146H22ZM29 145V146H28ZM33 147V150L35 151V153L34 152H32L33 150H32V147ZM59 146L61 147V148H59ZM10 147V148H11ZM20 147V148H19ZM25 147H26V149H25ZM27 147H28V149H27ZM8 148V149H7ZM14 148H15V150H16V148L19 150V149H22L21 151L19 150H16L15 152H17V153H15V152H13L14 151ZM31 149V150H30ZM50 149V148H49ZM61 149V150H60ZM9 150H10V152H9ZM30 150V151H29ZM53 150V151H52ZM47 151H48V153H47ZM65 151V152H64ZM3 152V153H2ZM5 152H6V154H5ZM7 152H9V153H7ZM50 152V153H49ZM52 152V153H51ZM1 153L2 154H4V156L3 155H1ZM11 153H14L13 154V156H11V158L12 159H14V160H12V159H10V157L7 155V154H11ZM22 153H23V151H22ZM21 153V154H22ZM32 153V154H31ZM37 153H39V154H37ZM40 153H41V155H40ZM43 153H45L46 155H45V158H44V154ZM54 153H56L57 155H58V160H55V159H53V158H55V157H57V155L56 154H54ZM15 154H18V155H15ZM48 154V155H47ZM38 155V156H37ZM43 155V156H42ZM49 155H52L51 157H49ZM7 156V157H6ZM32 156H33V158H32ZM48 156V159L46 158ZM67 156V155H66ZM15 157H16V159H15ZM34 157H35V160H34ZM37 157H38V159H37ZM131 157V156H130ZM130 157H128V158H130ZM3 158H6V159H3ZM8 158V159H7ZM42 158H44V159H42ZM49 158H51V163H53V164H51L50 163V159ZM133 158V157H132ZM132 158H130L131 159V161H132ZM33 159V160H32ZM61 159L62 160H65V159H67V160H65V161H61ZM38 160H42L41 161V163L43 164V163H45V161L46 162H48V163H46V164H48V165H53V167L54 168H57V169H54L53 167H52V172L54 173L53 175L51 174V176L49 175L50 173H52V172H50V173H48V172H46L45 170H44V168H43V165H40L39 163H40V161H38ZM44 160V161H43ZM49 160V161H48ZM55 160V162L56 163H59V164H61L60 166H59V164H55V165H57V166H54V163L55 162H53V161ZM60 160V161H59ZM133 160H135V161H129V163L131 164V163H134V167H132V165H130L129 163H128V167H129V169H130V167H132L133 169H130L131 170V172L133 173V177H134V179H136V180H139L140 181V183H139V181H138V183L139 184H141L140 186H142V187H144L143 189L145 190V191H148V192H151L150 190L152 189V192L153 191H155V192H153L154 194H156V193H158V194H160V193H162L161 191H160V188H158L159 186H158V183H157V181L156 180H153V178L154 177H152L151 175H150V172H149V170L147 169L148 167H147V165H146V167H145V165H143V164H141V163H143L142 161H140L139 160V158L137 159H135V157L133 158ZM37 162V163H36ZM39 162V163H38ZM135 162H137V165H139V166H143L144 168H141V167H137V166H135L136 165V163ZM67 163V164H66ZM63 164V165H62ZM67 165H69V166H67ZM260 166L261 167H263L264 166V162H262L261 164H260ZM136 167V168H135ZM67 168V169H66ZM138 168V169H137ZM38 169V170H37ZM63 169V170H62ZM137 171H136V170ZM41 172H40V171ZM63 171V173H65L66 175H64L63 173H61ZM143 171H145V172H143ZM45 172V173H44ZM143 172V173H142ZM0 173V174H1ZM48 173V174H47ZM60 173L61 174H63L64 176H65V178H63L64 176H61L60 175ZM37 174V175H36ZM39 174V175H38ZM1 175V176H2ZM40 175H42V177H40ZM44 175V176H43ZM143 175V176H142ZM39 178H38V177ZM142 176V177H141ZM43 177H44V179H43ZM52 177V178H51ZM152 177V178H151ZM141 178H143V180L141 179ZM40 179H41V181H40ZM43 179V180H42ZM67 179V178H66ZM44 181V182H42V183H47V184H49L47 181ZM135 180V182L137 183V181ZM147 181V182H145V181ZM225 180H226V178H225ZM49 182H50V180H48ZM51 181V184H53V182ZM57 181V180H56ZM59 181V180H58ZM67 181V180H66ZM66 181H64V183L66 182ZM144 181V182H143ZM59 183V182H55L56 183V185H58V183L59 184H62V183ZM134 182V183H135ZM141 182H143L144 184H142ZM54 183V184H55ZM146 183V184H145ZM150 184V186H149V184ZM50 185V184H49ZM146 185V186H145ZM151 187V188H150ZM147 188H148V190H147ZM150 188V189H149ZM224 189H226V191H225V193H226V196H227V201L224 203V205L226 206V208L225 209H227L226 211H225V209H224V211L222 210L221 212H223L222 214H220L219 212H217V210L215 211L216 213H218V214H220V217L218 216V218L216 217L217 216V214L216 213H214V210L215 209H213L214 207L213 206H211L210 207V205H209V203L208 202H205L206 204L204 205L205 207H207V210H209V213L211 212V213H213L214 214V216H215V218L217 219V221H218V219H219V222H216V225L217 224H219V225H217L216 227H218V229H220L219 230V235H221L222 233V237L225 235V233H226V235H227V233H228V228H227V224L228 223H231V221H233V219L236 217V215L235 214H237L238 213V211H239V208H240V205L242 204L241 203V201L239 200H236L235 199V196H234V194H235V192L232 190V192L233 193H231V191H230V189H227V187L225 188L224 187ZM151 192V193H152ZM138 197H139V194L137 195ZM2 197H0V218L2 219H0V225L2 226L0 229H1V233H0V235L2 236V234L4 235V233H5V235L6 234H8L9 232H8V228H9V226L10 225H8V223L7 222H10L12 225H13V223L15 222V221H18L17 219H19V217L18 216H16V220H14L13 221V218H11L9 215H8V217H9V219H8V217H5V216H7V213H5V212H7L6 210H8V208H6V206H4L3 205V200L1 199ZM246 198L248 199V200H250V201H252V202H255L254 201V198H253V196L252 195H250V194H247V196H246ZM253 198V199H252ZM224 200H226V198L224 199ZM238 201V202H237ZM228 203V204H227ZM240 203V204H239ZM2 206V207H1ZM227 206H229V207H227ZM191 207V208H190ZM185 206V208H186V210L187 211H189V213H191V212H193V210H196L195 208H193L192 206ZM204 207V208H205ZM228 208H230V209H228ZM190 209H193V210H191V212H190ZM210 210H213V212L212 211H210ZM228 210H230L229 212L230 213H228ZM238 210V211H237ZM1 211L3 212L2 214H1ZM195 212H197V211H195ZM194 212V213H195ZM237 212V213H236ZM5 213V214H4ZM225 213L227 214V215H225ZM2 215V216H1ZM5 215V216H4ZM224 216V218L222 219L221 217L222 216ZM4 216V217H3ZM225 217H226V220H227V222H225ZM3 218H4V221H3ZM11 218V219H10ZM157 218V217H156ZM159 218H162L161 216H159ZM228 218V219H227ZM230 218H233V219H230ZM11 220V221H13V222H11V221H8V220ZM157 220V219H156ZM161 220H163V219H160V221ZM157 221H159V220H157ZM159 221V222H160ZM222 221H224L223 223L224 224H226L227 226H225L223 223H222ZM154 222H156L155 220H154ZM154 222H151L152 223V229L154 228L156 231H160L158 228L156 229V227L158 226V224H159V222H156L157 223V225H155V223ZM9 223V224H10ZM161 223H163V221H161L160 222V224ZM4 224H6V229H3L5 226H4ZM155 226H154V225ZM14 225H15V223H14ZM151 225V224H150ZM164 225H165V222H164ZM163 225V226H164ZM7 226H8V228H7ZM154 226V227H153ZM161 226V225H160ZM159 226V227H160ZM166 226V225H165ZM261 226H263L264 227V224L263 225H259V228H258V230L256 231V233H254V234H256V235H253V237H251V238H249L248 240V243H249V248H250V251H251V253L252 254H254V258H256V259H254V263H251V264H264V241H263V239H264V234H262V233H264V228L263 227H261ZM11 228H13L12 226H10V228L9 229H11ZM166 228H167V226H166ZM225 228H227L228 230L227 231H224V230H226ZM153 229V230H154ZM217 229V228H216ZM260 229H262V230H260ZM4 230H7V232H5ZM155 230H154V232H155ZM163 230V229H162ZM221 230H223V231H221ZM164 231V230H163ZM218 231V230H217ZM259 231V232H258ZM263 231V232H262ZM4 232V233H3ZM11 232V231H10ZM161 232V231H160ZM262 232V233H261ZM179 234L181 235H178V233L176 234V235H178V236H176V235H174V238H173V236H168V237H165V238H163V240H162V242H158L157 240H155V245H154V247L153 246H151L150 245V249L151 250H149V248L147 247V246H145V248L146 249H144V248H142L141 249V252L142 253H140V255L142 254V260L144 261V263L146 262V264H149L148 262H151V260H152V263H150V264H154L153 262H157L158 261V263L157 264H171V262H172V264H178L177 263V261H178V259H179V261L178 262H180L179 264H181V263H185L186 262V264H187V261H189L192 257L193 258H195V256L197 257V254H196V251H195V249L194 248H192L191 247V249L189 248L187 251H186V253L184 252L185 251V246H184V244H183V240H182V242H181V239L183 238V235H182V233L181 232H179ZM258 234V235H257ZM260 234V235H259ZM9 236L11 235V233H9L8 234ZM225 235V236H226ZM1 236H0V238H1ZM255 236V237H254ZM260 236L262 237V241H260L261 239H260ZM11 237H13V235H11ZM96 237V238H95ZM97 237H98V235H94L93 236V240H95L94 242V244H98L97 246H103V243H101L102 241H100V240H98L97 239ZM178 237V238H177ZM182 237V238H181ZM166 239H168V240H166ZM251 239V240H250ZM253 239H255V240H253ZM177 240V241H176ZM180 240V241H179ZM250 241H251V243H250ZM176 242H178V243H176ZM180 242V243H179ZM101 243V244H100ZM105 243V242H104ZM158 245H157V244ZM175 243H176V245H175ZM106 244V243H105ZM104 244V246H106ZM178 244V245H177ZM161 245V246H160ZM180 245H182V248L180 247ZM253 245H254V248H253ZM103 246V247H104ZM177 246V247H176ZM142 247H144V246H142ZM158 247V249H156V248ZM179 247V248H178ZM255 247H256V249H258L259 248V250H255ZM106 248V250L107 251H110V253H112L113 254V258L115 259L114 261H118L117 259H119V262H121V261H123V262H125V263H127V261H125L126 259H125V255L123 256V255H121V253H122V251L120 252H118V250L116 251V250H114L112 247H108V245L105 247ZM107 248H109V249H107ZM156 250H155V249ZM160 248V249H159ZM175 248H177L176 249V251H175ZM144 249V250H143ZM179 249H181V251H182V253H185V255L184 254H182L181 252H180V250ZM261 249V250H260ZM114 250V251H113ZM143 250V251H142ZM152 250H153V252H152ZM184 250V251H183ZM190 250V251H189ZM263 250V251H262ZM148 251V252H147ZM149 251H151V252H149ZM159 252L160 251V254L159 253H157V252ZM164 251V252H163ZM173 251V252H172ZM189 251V252H188ZM260 251V252H259ZM1 252V251H0ZM115 252V253H114ZM179 254H177V253ZM193 252H195V254L193 255ZM256 252V253H255ZM258 252V253H257ZM117 253H118V255H117ZM124 253V252H123ZM151 253V254H150ZM155 253H157V255L159 256V257H162V258H159L158 256H156V254ZM171 253V254H170ZM183 255L182 256V258L183 259H186V261L185 260H183L182 261V258H181V254ZM190 253H192V257H191V254ZM116 254V255H115ZM148 254V255H147ZM151 255V257H149L150 255ZM260 254H262L261 256H260ZM5 254L3 253V252H1V254H0V264H3V261L1 262V260H3L4 259V256ZM119 255H121V256H119ZM170 255H171V257H170ZM20 256H21V254H20ZM115 256V257H114ZM153 256H154V258H156V259H154L153 258ZM156 256V257H155ZM172 256L174 257V259L172 258ZM188 256H190V257H188ZM262 256H263V258H262ZM119 257V258H118ZM122 259H121V258ZM147 259H146V258ZM149 257V258H148ZM165 257V258H164ZM168 257H170V258H168ZM153 258V259H152ZM158 258L159 259H161V260H158ZM177 260H176V259ZM189 260H188V259ZM121 259V260H120ZM22 260V259H21ZM146 260H148V261H146ZM150 260V261H149ZM154 260H156V261H154ZM167 262H166V261ZM14 261V260H13ZM165 261V262H164ZM174 261V262H173ZM182 261V262H181ZM245 261V260H244ZM15 262V264H22L23 262H21V263H17V261H14ZM20 262V261H19ZM122 262V263H123ZM24 264H26V263H24ZM156 264V263H155ZM229 264H233V263H229ZM235 264V263H234ZM236 264H246V262H243V263H236Z\"/></svg>", "mask_w": 264, "mask_h": 264}]
</instances>
